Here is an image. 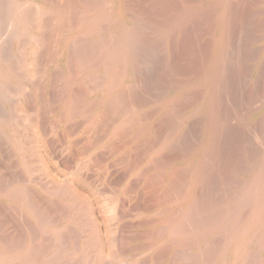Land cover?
I'll list each match as a JSON object with an SVG mask.
<instances>
[{
	"label": "rangeland",
	"instance_id": "rangeland-1",
	"mask_svg": "<svg viewBox=\"0 0 264 264\" xmlns=\"http://www.w3.org/2000/svg\"><path fill=\"white\" fill-rule=\"evenodd\" d=\"M2 1H4V0H2ZM7 1L12 2L14 0H7ZM60 1H61V3H60ZM66 1L65 0H58V2H59L58 7H61V5H65L63 3L64 2L66 3ZM85 1L86 0H83V1L82 0H74L75 4L74 3L73 4L76 5L74 7V10L77 7V9L75 11H78L80 9L78 11L79 13L73 11V9L71 10L70 8H72V7H69L68 9L70 11H67L68 12L67 15L68 14L71 15L70 12H73L72 17H74L75 20L77 17L76 21L79 22L78 18L81 14V10H83V6L85 5V3H87L88 1H91V0H87L86 2ZM93 1L94 2H92V3H90V2L87 3V4L90 3L89 5H91V8H89V7H88L89 9L87 8L88 10H90V9L92 10V6L94 5L95 0H93ZM98 1L101 3L102 0L101 1L97 0L95 6H93V10L92 11L90 10V12L93 13L95 10L99 11L100 8L104 11L103 12L101 10L103 13H101V15L97 16V18L99 17L98 20H100V22H98V25H96L97 22H96V24L95 23L94 24H95V31H97V32H99V30L101 28H104V26H105V29H101L102 30V31L100 30L101 33L99 32L95 36L86 37V40L88 41V43L90 42L89 44L96 45L95 43L97 42L99 44L100 43L99 39H101V41L104 44L105 43L108 44L109 47L114 45V47H113L114 49L112 47L109 49L112 51V53H110L111 59L109 60V57L107 58L108 61L106 59H103V58H102L103 60L102 59L99 60L100 57H97V56H101L102 54L95 55V58L97 57L99 62L97 61V58L94 59L95 61H93V62H98L99 64L97 66L93 62L90 63L92 65V68L94 67V65H96L95 69H92L90 64H89L90 66L87 65L90 70L87 68V66L83 67V68H85V70L87 68V71H84V69H81L78 66L77 60H75L76 58L74 59V58L70 57V60H69V58H68L69 55H67L62 60L60 58V54H58V53H60L61 48L63 46H65L64 42L68 38V36L70 34L74 33L73 31L77 30V28L79 27L78 24L80 22L79 23L77 22L78 26H77V28H75L76 25L74 27V23H76V22H74V19L72 17L70 18L69 15H68V17L66 16L67 18L66 17L65 18L68 20L70 18V22L69 21H64V22H67V24L69 22L70 24L67 25L66 23H62V22L60 24L61 26L62 25L66 26V27H63V29L66 28V30H65L66 33L64 32L63 29H61L63 33L61 32V30L59 32L62 34H60L58 31H54V34H53L52 32L55 29V27L56 28L58 27L57 30L60 29V25H59L60 16H59V14L56 13V9H54V11L53 10H44V12H46V14L43 16V19L45 21L44 20L40 21V19H38L40 17L38 15H36L37 12L40 10H42L41 12L43 13V8L41 7L40 0H25V2H24L25 5H23V4L21 5L23 7V9H21L22 7H19L20 11H23L24 9H25V11H28V12L33 11V12H31L32 15L29 16L32 19L31 23H30V21H27L26 31H24L27 34L23 32V30H25L24 25H20L19 21L17 20L20 16L6 17L5 20L11 18L9 20V22L7 21V23H9V24H6L5 23L6 21L3 22V24H6L5 25L6 28H5V26L3 27V25H2V27L7 32H4L5 34L2 33L3 38H1V42L3 43L4 47H3V45H1V47H2V50L4 49L8 53L10 52L9 54H12L11 55L12 57L10 56V58H11L10 61L7 60L8 62H6V63H8V64L11 63V66L13 69V67L15 66L14 62L16 60L20 61L22 59V57L25 58V54L28 53L29 54V55L27 54L28 57L26 55L27 59L30 58L31 63H33V65H36V68L40 66L39 68L42 69L41 71L46 70L45 74L41 73L43 75L42 77H40L41 74L38 75V78H37L38 80L35 77L33 78L34 81L32 79V81L34 83L36 82L35 83L36 86L40 83L42 84V87L45 86L44 87L45 90L43 88L42 89L45 91L46 94L44 95L43 90L40 89V87H41V84H40L39 87L37 86V88H39L38 91H40V92H38V94L40 93V95H39L40 97H37L36 90L33 87L34 83L30 82V80L29 81L26 80V82L24 83V87L22 89L26 90V88H28L27 93L29 92L28 96L31 99H29V97H27V95H26L27 93L25 90H23L22 92L19 93L20 95L22 94V96L11 95L12 89L10 87L14 86L13 87L14 90H19L17 85L13 82L10 83L11 84L10 87L8 86L9 84L7 86H6V84H4L5 85L4 87L10 88L11 92H9V94L11 93L10 94L11 96L6 94V91H9V88L4 89L3 85H1L2 89L0 90V101H1L0 102L1 103L0 104L1 105L0 110L2 109L1 111H3L4 115L7 114V112H5V111H9L11 109V108L9 109V107L14 106V105H12L11 102L14 100L16 101V103H15V101L13 102V103H15L16 106L13 107V109H11L12 111L8 112V113H10V115L12 117H15V119L18 118V119H16L17 121L14 119V121L11 122L10 127H12V129L17 132L16 137H17V139L20 137L19 139L21 141L17 140L19 142L18 143L19 148L16 147L15 143L12 140H10V137L5 134L6 133L5 131H7V130L0 128V146H1L0 147V175L6 179H8V178L14 179V176H16V175H17L16 177L18 178V175H19V179L21 177V179H20L21 181H26L23 184L25 185V189H28L27 191H28L29 196L31 198V199L29 198L30 203L33 201L31 203L32 204L31 207L34 206L33 210H36V211H37V209H38V211L42 210L43 213L41 211H40L41 213L37 211V213H40L41 216L42 215L45 216L44 218H42L39 215L41 217V219H45L46 217H49L51 220L49 218H48V220H50L52 222L54 221L53 224H51L52 227L55 226L56 228H59V231H58V235H55V237H54V235H53V237H50V235H52V232H50V231L47 232V230L45 232L44 230H42V227L37 225L40 222L38 223L35 218L31 217L28 210H25L20 204H18V203L17 204H10V203H7L5 201L0 200V210L3 212L2 213L0 211L1 212L0 214L2 215V217H0V224L2 223L1 220H3L5 214H6V216H5V219L3 220L4 223H5V221H7V223H9V221H10V223H9L10 225L9 224L7 225V223H5V224L2 223V225L4 224L5 226L0 225V232L1 231L5 232V233H3V232L0 233V236H2V238H3V239L1 238V242H0V248H2V249H0V253L2 255V253L6 249V246H5L6 242L3 243L2 241L6 240L5 237H7V235H9V236L11 235L12 237L10 238L8 236L9 239L7 237L8 240H6V241H9V243L10 242L15 243L14 241H16L15 244H18L17 241H18V239H20V237H21L20 235L22 233L25 235V234H29L30 232L32 233L35 230L34 231L35 233H32V236L34 237L36 235L35 237L37 238V239L34 238V240H36V241L33 242L34 247H36L35 250L38 249V250L44 251L42 249V246L44 247L45 243L50 242L51 243L50 245H53L55 243V240L58 239V241H62V239H64V241H62L64 243L61 242L62 243L61 247L63 248V246H65L64 247L65 249H63L62 251L60 250V253L58 252L59 254H61V256H62L61 261H63L64 263H66V262H68V263H70V262L75 263L76 262L77 263L78 260L76 257L82 258L85 256V259L87 258V260H88L89 257L92 256L91 258L94 257V261H95V263H93V264H98V260H99L98 256L99 257L103 256V259L106 260L105 261L106 263L104 262V264H110V263L111 264H114V263L115 264H121V263L125 264L126 261L128 263L130 262L131 264H137V263L141 264V262H142V264H144L147 260H148L147 263L154 264V261H156L154 259L158 257V256L157 257L155 256L158 253L157 250H160L159 255H161L160 256L161 259L163 258L165 253H166V256L163 258L164 260L158 262V264H172V262L171 263L169 262L172 259H173L174 263L176 262L175 264H209V262H206L209 259V257H208L209 255L211 257L210 258L211 264H214V262H215V264H217V263L220 264V261H221L220 257L223 258L225 255H222L219 253L221 251L222 252L228 251L227 247L229 248V244H231V239H230L231 236L230 235L234 234L236 231L240 230L243 226L248 224V222L250 221V219H251V217L255 211L254 203H255V206H257L259 204V202L264 203L263 202L264 201V2L263 1L264 0H249V1L248 0H245V1H241V0H159L158 1V0H156V1H158L159 4L154 3V0H152V2H151V0H120V1L119 0H107V1L104 0L106 3L104 1H102V3H104V5H106L105 8L102 4L99 5V7H97L99 4ZM111 1H113V2H111ZM11 2H9V3H11ZM67 2H69L70 5L68 3L66 5H69V6L73 5L71 0H68ZM82 2H84V3L82 4ZM109 2H111V3H109ZM26 3H28V4H26ZM54 3L56 4L57 0ZM149 3H150V7L148 6ZM28 5H32V7L30 6L31 7L30 9L33 8L31 11H29V7L28 8L25 7ZM152 5H154V6L156 5L155 9H153L154 6H152ZM148 7L152 10H150ZM117 8H119V9H117ZM35 9L36 10L40 9V10H38L36 12ZM186 10H189V11H186ZM18 11L19 10H17V12ZM34 11L36 12L35 14H34ZM148 11H150V12H148ZM105 12H108L109 14L105 13ZM146 12H148L150 15L154 14V15H152L153 16L152 21H151L152 16L150 17L149 14H148L149 16L146 15ZM20 13H22V12H20ZM49 14H50V17H47ZM78 14H79V16H78ZM106 14H108L107 15L108 18H106ZM36 16H38V18ZM115 16H116V18H114ZM44 17H47L48 19L44 18ZM89 17L93 18L94 16H91V14L90 15L88 14V18ZM147 17L150 18V21L148 20L149 18H147ZM30 18H29V20H30ZM35 18H36V20H35ZM101 18L103 21L101 20ZM71 19L73 20V22ZM33 20H35V21H33ZM47 20H49V21L51 20L50 21L51 24L49 22L47 23L49 26L51 25L50 26L51 28L49 26H47V24H46V26H44L45 23L47 22ZM105 20H108L110 23L108 24V22L107 23L104 22ZM196 20H198V21H196ZM13 22H15V23H13ZM33 22L36 24H34ZM152 22H154V23H152ZM32 23L34 25H32ZM56 23H58V24H56ZM42 24H43V27L48 29V31L50 28V32H48L45 28H44L45 30L42 29V26H41ZM115 24H117V25H115ZM7 25H9V26L12 25V28H11V26L10 27L8 26L10 31L7 30L8 29ZM70 25H72V28ZM149 25H151L152 30L150 29L151 27ZM124 26L127 28V31L129 30L128 33L130 32V34L128 35V37L130 39L128 38V39L124 40L125 44L123 46V42H122V44L120 42V36H121L120 30H121V27H122V30L123 29L125 30L126 28H123ZM17 27H18L19 31L16 30ZM21 27L24 29L22 30ZM38 27H40V29H38L39 31L46 34V35L43 34L45 36H43L41 32L39 33V31L36 29ZM129 27H131L133 29H131ZM145 27H146V29H145ZM148 27H150V28H148ZM147 28L151 30V32L149 31L150 33L156 34L157 38L155 37V39H154L155 35L150 36L153 34H148ZM157 28H159V29H157ZM2 29H1V31H2ZM67 29L68 30L70 29L69 31H71V33L68 32ZM117 29H119V30H117ZM155 29H156V31L158 30L157 32L159 34L161 33L160 34L161 36L159 34H158L159 37L157 36V33L154 31ZM15 30H16V32H19V33H16ZM42 30H44V31H42ZM8 31L10 32V34L8 33ZM11 31L14 32V34L17 36H14L15 38H13V41H11V44H10V41H8V37H7V40L4 38H6V36H9V35L11 36ZM45 31H47L48 34ZM108 31H109V33H108ZM159 31H161V32H159ZM29 32H30V34H28ZM57 32H58V34H57ZM92 32H93V29H92ZM133 32H135V33H133ZM145 32H147L148 35ZM6 33H7V35H6ZM50 33H52L53 37H54V35H56V36L59 34L62 35L63 38L60 37L62 41L60 40V38H57L59 36H57L56 39L53 37H51L52 39H50L49 38L51 36ZM22 34L23 35L26 34L27 36L29 35L32 40H33L32 34H39V35L41 34L43 36V37L41 36L42 40H43V41H41L42 45L35 44L34 41L30 40L28 37L25 38ZM47 35H50V36L48 37ZM104 35H105V37H107V39H106L107 41L109 38L110 41H112V42L109 41L110 43H107L106 40H104L105 41L104 42L103 41V39H105ZM110 35H112V36H110ZM10 36H9V39H10ZM18 36H19V39H21V40L24 37L26 40L25 39H23V40L25 42H27L26 45L31 44L33 47H31V45L28 47H25L26 46L25 44H24L25 46L23 44H19V43H23L22 42L23 40L18 41L19 42L18 43L16 41ZM98 36H100V37H98ZM145 36H146V38H145ZM148 36L152 37L156 41H159V42L161 41V42L159 44H157L158 42L155 43V41L153 39L150 40V38ZM101 37L102 38L104 37V38L102 39ZM114 37H116V38H114ZM27 38H28V40H27ZM45 38L48 39V42L51 41V42H49L51 44H54V43L56 44L57 42H59L58 40H60L61 44L60 45H59V43L56 44L57 45L56 46L57 53H56V50H53L55 48L52 49V47H55V46H53V45L51 46V44H49L47 42V39H45ZM54 39L56 40V42L54 41V43H53L52 40H54ZM111 39H114V41ZM86 40L82 39L83 43ZM128 40H129V42L131 40V42L129 43ZM144 40H146V41L144 42ZM229 40H230V42H229ZM28 41H30V43ZM42 42H44V43H42ZM152 42L154 43V46L152 45L153 44ZM15 43H16V45H15ZM45 43L49 44V46L47 44V47L50 48V46H51L50 49L48 48L49 50H44V49H46V48H44V46L46 45ZM75 43L76 42H74V41L72 43H70V44L74 45V46L72 45L73 47L68 46V48L70 47V50H68V51H70L69 54L72 57L74 55V53H72V50L75 49L74 47L76 45H78L77 43L76 44ZM85 43H87V42H85ZM113 43H115V44H113ZM127 43H129V44L127 45ZM143 43L144 44L146 43V45H144ZM80 44H82V42ZM98 44L96 46H98ZM148 44H151L153 47H156V49L152 48V50H151V52H154V54L151 52L148 54L147 51H150V50H147ZM21 45H23V46H21ZM58 45H59V47H58ZM115 45H117V46L115 47ZM137 45H138V48H136ZM151 45H149L150 46L149 49L151 48ZM130 46H132L133 51H132ZM6 47L7 48L10 47V49L6 50L5 49ZM57 47L59 49H57ZM157 47L159 48V50H162V51H159ZM32 48H33V50H32ZM71 48H73V49H71ZM124 48L127 49L126 50L127 52H125ZM16 49H18V50H16ZM25 49L27 51H25ZM40 49L44 50V53H47L45 51H50L51 53L54 54V56L53 57L50 56V58H49L48 56H49V54H51L50 52H48L47 53L48 55L46 54V56L44 53H43L44 55H42V52H41L42 50L40 51ZM153 49H155V50H153ZM2 50H1V52H2ZM14 50H16V51H14ZM21 50L23 52L22 55L20 54V53H22ZM156 50H158L157 51L158 54L155 53ZM39 51H40V55H39ZM73 51H75V50H73ZM111 51H109V52H111ZM14 52H17V54ZM37 52H38V54H37ZM18 53L20 56H18ZM113 53H115V54H113ZM123 53L126 55L127 60L124 59L123 56H125V55ZM32 54L36 58V60L33 59L34 57L32 56ZM117 54L118 55L123 54V55L117 56V58H116L115 56ZM151 54H153V55H151ZM91 55L93 57V53ZM39 56L41 59L39 58ZM42 56H44L45 59H46V57H48V59H46V61L47 60L48 61L44 62L45 59H43ZM149 56H150V58H152L154 56V58H152V61L154 59L155 63L149 62V59H150V58H148ZM114 57L118 60L122 59V57H123L125 63L122 59L119 62L120 64H118V63L113 64L112 59H114ZM131 57H132V60H131ZM24 58L21 61H23ZM55 58H56V60H54ZM249 59H250V61H249ZM41 60H42L43 64L42 63L39 64V62ZM101 60H102V62H100ZM17 61H16V64L18 63V65L20 66L19 68L21 69L20 74H22L21 73V71L23 70L22 68H24V70L22 71L24 73V71L26 69H28V67H31L30 66L31 63L29 60H26V65L28 67L23 65V63L20 61L23 65L22 66L21 63L17 62ZM49 61L50 62L52 61V63L50 64ZM68 61L69 62L71 61L70 65H72V68H71V66L69 67ZM130 61H131V64H130ZM156 61H157V63H156ZM63 62H64V64H63ZM74 62H76V63H74ZM160 62H161V65H159ZM6 63L3 64L4 67L6 68L5 70H7V68H9V67H6V66H8V65H6ZM34 63H36V64H34ZM127 63H128V65H127ZM45 64L46 65L48 64L47 65L48 67ZM74 64H76V65H74ZM43 65H45V66H43ZM75 66H77V67H75ZM106 66L107 67L110 66V68H107ZM42 67H44V68H42ZM103 67L106 69V72H108V74H110V75H107L108 77L111 76V74H114V76H117L120 73V75H121L120 78L117 77V81H119L120 85H122V87H120L121 93L122 94L125 93V97H124V94H123V98L121 96V100H120L121 103L120 104L123 105L122 102L126 101V99H127V102H129V104L133 103V101L131 102V100H133V98H131V100L128 99V98H130V96L128 97V95H132L135 91H136V94L138 95V96L137 95L136 96H137V98H139V101L141 99L140 102L137 99L139 104L136 103L137 101L134 100V102H135L133 104L134 108H132V110H131L132 114H130L131 113L130 109L133 106H131V105L129 106V104H126V102L124 104L127 107L126 106L124 107V105L119 106L117 104V103H119V101L118 102L115 101L116 103L114 102V106H111V105L106 106V107L110 106V108L112 107V109L114 107L117 109L119 107H122V108H120L121 112H122V110L126 111L125 114L127 113V109H129L127 114L132 115V117L128 116V115L127 116L130 117L131 119L133 118L132 120L135 121V126H132L131 123L130 124L128 123L132 129H130V127H127L128 125H126V128H125V126H123L124 128H121V129L119 128L118 123H120V117H117V116L124 114V113H121L119 111V109L117 110V111H119L117 113L116 111H114V109L112 110V109L104 107V105H106L107 99L106 98L104 99V97H106V95L103 92H101V89H103V86H101V85H104L103 82L105 83L108 78L107 77L104 78L107 73L105 74V71H104L105 69ZM19 68L15 67V69H17V70ZM77 68H79V69H77ZM113 68L115 70H113ZM40 69L37 68L36 71H38V73H40V71H39ZM57 69L60 70L61 72H59ZM72 69H74V70H72ZM107 69H109L111 72L109 70L107 71ZM10 70H11V68H10ZM116 70H119V73H117L118 71H116ZM34 71H35V67L33 68V72ZM36 71H35V73H37ZM44 71H43V73H44ZM71 71H73V73L76 76ZM79 71L82 73L81 75H80ZM127 71H129V72H127ZM229 71L231 73H229ZM17 72H19V70ZM77 72H79V74H77ZM92 72H94V74H92ZM98 72H100V73H98ZM16 73L15 74L12 73V74H13V76L16 75L15 77H18L19 73L18 74H16ZM27 73H28V70L24 74L26 75ZM55 73L58 76L60 75V77L58 78ZM125 73H126V76L124 77ZM53 74H54V76H53ZM69 74L70 75L73 74L75 76L74 77L72 75L74 78V82L71 81V79L73 80V78L70 76L71 77V79H70ZM90 74H92V76L94 78H92L90 76ZM95 74H97V75H95ZM99 74H100V76L103 75L102 78L104 81H102V83H100V81L102 79H101V77H99ZM127 75H129V76H127ZM134 75H136V76H134ZM61 76H62V80H61ZM84 76H87V77L90 76V80L95 79L94 83H92V85H91V83H89L91 81H89V79L87 77H85V78H87L86 81L87 80L89 81L88 82L89 84H88L85 81ZM19 77H22V76H19ZM54 77L56 80L57 79H59V80H57V81L54 80ZM96 77H99L98 79H101V80H97ZM122 77H124V78H122ZM51 78H52V80H50ZM68 78H69V80H68ZM43 79H45L46 82H44ZM80 79H84V80L81 81ZM120 79L122 80L121 82H120ZM78 80H80L82 83L78 84L80 82V81L78 82ZM50 81H52V85H50L51 84ZM49 82H50V84H49ZM57 82H59L58 84L65 83V84H63L64 88L62 86H59L58 84H54ZM69 82L71 83L72 86H69V84H70ZM83 82H85L84 83L85 85L83 84ZM92 82H93V80H92ZM122 82H124L126 84H124ZM95 83H97V84L100 83L101 85L99 84L98 86L99 87L101 86L100 87L101 89H99V87L97 89L96 88L97 84L95 85ZM128 84H131V85H129V87H130L129 90H128V88H129ZM26 85H27V87H26ZM90 85H91V87L94 86L92 88L94 91L91 90L92 92L90 91V88H91ZM15 87H16V89H15ZM123 88L127 89L128 92L126 90H124ZM134 88H135V90H134ZM22 89H20V91ZM96 89H97V91H96ZM14 90H13V92L16 93V91H14ZM56 90H57V92H56ZM87 90H89L90 92H88ZM219 90H220V92H219ZM71 91H73V92H71ZM86 91L88 93H90V95H88V93L86 95ZM123 91H125V92H123ZM57 93L60 95V97ZM126 93H130V94H126ZM16 94H18V93H16ZM70 94L75 95L74 98L76 97V99H77L76 102L77 103L79 102L78 104L74 103L75 99L72 98V95H70ZM62 95H64V98L62 97ZM42 96L46 102L43 101V99L41 98ZM36 97H37V99H36ZM46 97L49 100H47ZM131 97H134V94ZM27 98H28V100H27ZM38 98H41V99L38 100ZM57 98L59 101L57 100ZM99 98L101 99L100 101H98ZM5 99H7L8 101ZM134 99H136V98L134 97ZM40 100L43 101V103H41ZM53 100H55V101H53ZM93 100L95 101V103ZM96 100L98 101V103ZM17 101L18 102L20 101V102L18 103ZM49 101H51V102L53 101V103H51ZM69 101L71 103H69ZM31 102H33L35 104H33ZM90 102H93V104H95V106L97 104V106L95 107ZM17 103L21 104V105H18ZM64 104H66V105H64ZM74 104L78 105V107H80V109L79 108L76 109L77 106L72 107ZM89 104H91V105H89ZM30 105L32 106V108ZM139 105L142 107H140ZM40 106H41V109H40ZM42 106L44 109L42 108ZM49 106H51L53 111L55 110V112L52 115H50L51 111L48 110V109H51ZM67 106H68V108H67ZM81 106H83V107H81ZM102 106L105 109H109V110H107L108 112H110V111L111 112L108 113L106 111L107 112L106 113L105 109H103ZM36 107H37V109H36ZM46 107H49V108H46ZM57 107H59V108H57ZM69 107H72L71 109H72L73 113H71V110H69ZM138 107H140V108H138ZM14 108H15V110H14ZM56 108H57V110H56ZM73 108L76 111H74ZM124 108H127V109H124ZM135 108H137L138 110H134V113L136 111H138V112H136L134 114L133 109H135ZM42 109H43V111H42ZM100 109H101V111H100ZM103 110H104V112H103ZM44 111H45V113H44ZM63 111H65V112H63ZM112 111H114V114H115V112L117 114L114 115ZM31 112H34V113L36 112L35 113L36 115H34V113L31 114ZM76 112L78 115H76ZM47 113H50V114H47ZM65 113L67 115L70 113V116H67ZM25 114L26 115L28 114V115L26 116ZM37 114H38V117H37ZM44 114H47V115H45L47 117H45V119H44L45 121L47 120L46 121L47 123L45 121H43V119L41 118ZM97 114H99V115H97ZM109 114H112L113 116H110ZM118 114H120V115H118ZM23 115H24V117H23ZM31 115H33L34 118H36L35 119L36 123L41 119V122L44 126L42 124L40 125V123H41L40 121H39V123L36 124V123H33V121H35V120H32V121L30 120V123L32 122L31 123L32 126L30 128L29 127L30 123L28 122V119L33 118V116H31ZM61 115H64V116H61ZM73 115H75L76 117H74ZM137 115L140 119L138 117H136V119L134 118ZM7 116L9 117V114ZM25 116L26 117L29 116V117L27 119H25L26 118ZM58 116H60V117H58ZM72 116H73V118H72ZM114 116H116V117H114ZM62 117H63V119H62ZM68 117H70V118H68ZM173 117L175 119H173ZM37 118H39V119L37 120ZM53 118H54V120H53ZM69 119L71 121H68ZM72 119H73V121H72ZM87 119H89V121ZM51 121H52V124H50ZM86 121H87V123L85 124ZM116 121H117V123H116ZM14 122H15V124H14ZM90 122L92 124H90ZM96 122L98 125H96ZM130 122H133V121H130ZM136 122H137V124H136ZM22 123H25L26 125H23L24 126L23 127ZM54 123H56V124H54ZM58 124H60V125L58 126ZM64 124L65 125L67 124V125L65 126ZM54 125L57 128L53 127ZM115 125H117V126H115ZM16 126L17 127L20 126L19 129H17ZM40 126H41V128H40ZM47 126L49 128H47ZM51 126L53 128H51ZM64 126L67 127V128H65V130H66L65 132L63 130ZM68 126L71 129H69ZM75 126H77V127L79 126L80 129H78L76 127L78 129V130H76ZM28 127L31 129L32 132H30ZM34 127H36V128H34ZM42 127H44L45 129ZM117 127H118V129H117ZM133 128H136V129H133ZM146 128H148V129H146ZM21 129H22V131H23V129H24V131H26L25 136L28 135L27 137H29V138L25 137L24 134H21V133H24V131L23 132L20 131ZM42 129H44V130L42 131ZM47 129L49 130L50 133L52 131H54L52 129H55L56 131L54 132V134H53V132H52V134H50ZM60 129H61V132L59 131ZM85 129H87V131L88 130L89 131L88 132L86 131L87 132L86 133V132H84ZM72 130L73 131L76 130L77 133L75 131L73 132ZM113 130H115L117 132H115ZM44 131H45V134L43 133ZM68 131H70L71 134ZM37 132H40V133H37ZM72 132H73V134H72ZM83 132L86 134L82 135L81 133H83ZM30 133L33 135H31ZM116 133H118L119 135ZM123 134L124 135L126 134V136H124ZM68 135H70V137ZM79 135L83 136V137H80L81 139L80 138L78 139ZM115 135H118V136H115ZM39 136H40V138H39ZM111 136H112V138H110ZM113 136H114V139H113ZM24 137L28 140H23V139H25ZM53 137H55V138H53ZM50 138L53 139L52 143L49 141V140H51ZM211 138H213V139H211ZM60 139H62L63 142ZM73 139H75L74 142H76V140L78 139L80 141L79 142L80 144H78V146H76L78 142L74 143ZM109 139H113L112 142ZM55 140H57V141H55ZM166 140H168L167 143L165 142ZM172 140H173V142H172ZM24 141H25V143H24ZM28 141H29L30 146H28ZM64 141L66 144L64 143ZM59 142H62L61 145ZM69 142L72 143V145ZM11 143H12V145H11ZM26 143H27V145H25ZM63 143L65 144V146L62 145ZM107 143H109V144H107ZM251 143H253V144H251ZM168 144H170L169 147H166ZM21 145H22V147L23 146L24 147L20 148ZM73 145H75L76 148ZM81 146H84V147L86 146L84 149L85 150L87 149V150L86 151L83 150L85 154L83 153V151H82L83 147L81 148ZM65 147L67 150L65 149ZM126 147H128V148H126ZM72 149H74V152H76V153H73ZM78 149L81 150L82 153L78 154V152H80V151H78ZM94 149H96V150H94ZM204 149L206 150V152H204ZM251 150L252 151L254 150V152H252ZM87 151H89V152H87ZM91 151L94 153H92ZM28 152L30 154L29 158H27V155H29ZM71 152H72V154H71ZM86 152H87V155H86ZM23 153L26 155V160L24 158L25 162L23 161V159L21 160L22 157H25V155ZM90 153H91V155H90ZM202 153H203V155H202ZM249 153H251V154L249 155ZM20 154L21 155L23 154V156L21 157ZM76 154H78V155H76ZM80 154H82V155H80ZM92 154L94 155V157ZM33 155L35 157H32ZM71 155L74 158H72ZM36 156H37V158H36ZM67 156H68V158L71 156L72 160L70 159L68 161ZM78 156L80 157V159L78 158ZM31 157L34 160H32ZM81 157H83V158H81ZM253 157H254V159H253ZM88 158L92 159L93 162H91V160H89ZM76 159H78V160H76ZM94 159H95V161L97 160V162H95ZM249 159L251 160L250 162H249ZM84 161L85 162L87 161V162L85 163ZM98 162H102L103 164L100 163L101 164L100 165ZM27 163H29L31 165L29 166V164H28V166H27ZM78 163H80V164H78ZM81 163H83V164H81ZM88 163L90 164V166ZM93 163L95 166H97L96 171H95V168H93L94 167ZM201 163H203V165H204L203 169L201 170V171H204V172H202V173H204L203 175L199 171V169H200L199 167L202 166ZM79 165L81 166V168L77 169L78 168L77 166H79ZM83 165H85V166H83ZM91 165H93V166H91ZM182 167H185L186 170L183 171ZM106 168L110 171H108ZM30 169L33 170L34 174H33L32 170H30ZM85 169H87V170L89 169L91 171L88 170L89 171L88 172L86 170V173H85ZM92 169H93L94 174L92 172ZM181 169H182V171H181ZM102 170H104L105 173ZM106 170H107V172H106ZM30 172H32V173H30ZM74 172L76 175L73 174ZM91 172L95 176L90 174ZM15 173H16V175H15ZM79 173H81V174H79ZM102 173H104L103 174L104 177L102 176ZM72 174H73V176H72ZM105 174H106V176H105ZM11 175H14V176H11ZM85 175L89 179L87 177H83ZM108 175H109V177H108ZM116 175H117V178H115ZM129 176H132V177H129ZM197 176H198V179H197ZM35 177L37 179H35ZM102 177H103V179H102ZM120 177H121V179H123V177H124V180H121L122 182L119 181ZM107 178H108V180L106 181V183L107 182L110 183V186H112L113 189H112V187H109V184L106 186V183L104 180H106ZM125 178H127L128 181L125 180ZM24 179H28V180H24ZM96 179L97 180L101 179V180L97 181ZM32 180H34L35 183H34V181L32 182ZM195 180H196V183H195ZM111 181H113L114 183L117 182L118 185L113 184V182H111ZM198 181H199V183H198ZM90 183H91V185H90ZM125 183H126V185H125ZM131 184H132V186H130ZM254 184L256 185V187L254 186ZM28 186L31 190V193L29 192ZM102 187L104 190L102 189ZM258 187L260 188L259 190H258ZM61 188H62V190H61ZM87 188H90V189H87ZM107 188L112 189V190L116 189V190H114V191H116V194L114 191H111L109 189L107 190ZM127 188L130 189V191L132 189V191H131L132 193H130L129 190H126ZM255 189H256V191H255ZM106 190L108 193L106 192ZM119 190H120V192H119ZM51 191L54 193L49 194V192H51ZM62 191H64V192H62ZM98 192H100V193H98ZM101 193H103V194H101ZM122 193H123V195H122ZM58 194L62 195V196H59ZM105 195L108 196L109 199ZM120 195L122 197L123 196L124 197L122 198ZM128 195L131 197L130 199H133V200L129 201ZM251 195L254 197V198L252 197V199H254V200H250L251 198L250 199L247 198V197H251ZM104 197L106 200L108 199L107 202L104 199ZM113 197H114V199H110ZM72 198H74V199H72ZM255 198L257 199V202H256ZM262 199H263V201H262ZM248 200L254 201L253 204L251 203L253 206L251 204L245 205V204L250 202ZM259 200H261V201H259ZM188 201H189V203L192 202L195 207L193 205H191L192 203L191 204L187 203ZM245 201H248V202L245 203ZM34 202H36V203H34ZM108 202H109V204H108ZM113 202L114 203L116 202V203L114 204ZM132 202H134V203H132ZM3 203L6 206L3 205ZM80 203H81V205H80ZM111 203H112V205H110ZM243 203H245V204H243ZM33 204H37V205H33ZM10 205L12 208L15 207L16 209H11ZM79 205H80V207H79ZM138 205L140 207L142 206L144 208H140ZM191 206L193 208H195L193 210L194 212L189 211V209L190 210L193 209ZM35 207H36V209H35ZM110 207H112V210L110 209ZM187 207L189 209H187ZM5 208H7L8 210ZM39 208H40V210H39ZM180 208H181L183 213L181 212ZM4 209L6 212L4 211ZM99 209H100V211H99ZM140 209H141V212H140ZM80 210L81 211L86 210V211L81 213ZM87 210H90V211H87ZM143 210H146V211H143ZM173 210L174 211L176 210V211L174 212ZM76 211H78V212H76ZM185 211H186V213L190 212V213H193L194 215L192 214V216H191L190 213H189L190 215L188 213L186 214ZM173 212H174V214H176V212H178L179 216L174 215ZM7 213L11 217H13V216L14 217L9 219V216ZM75 213H77V214H75ZM143 213H145L146 215ZM154 213L155 214L158 213L159 215L157 214V217H156V215ZM45 214H47V215H45ZM184 214H186L185 215L186 219L184 218ZM83 215H86V216L84 217ZM139 215H141V216H139ZM168 215L170 216V218ZM174 216H178V217H174ZM194 216L197 219L196 218L194 219ZM79 217L80 218L83 217V218L80 219ZM151 217L152 218L154 217L155 220L152 219ZM187 217H189V219ZM158 218H159V220H158ZM164 218L167 219L166 222L170 219V223L168 222V224H170L169 226H170L171 230H170L169 226L167 227L168 224L165 223ZM171 218H173V219L175 218L176 220L174 219L175 221H172ZM180 218H182L181 220L182 221L184 220V221L182 222L180 220ZM11 219H14L15 222L12 221ZM27 219H28V222H27V224H25ZM68 219H70L71 222L68 221ZM145 219L148 220V224H147V220L145 221ZM163 219H164V223L162 222ZM136 220H137V222H136ZM156 220H157V222H155ZM185 220H187V222ZM195 220L197 222H195ZM11 221H12V223H11ZM16 221L17 222L20 221L21 224L19 223V225H18V223H16ZM21 221L24 223V226L26 225L25 227L23 226ZM29 221H30V225H28ZM86 221H88V222H86ZM132 221L135 223H133ZM140 221L142 223L146 222L147 225L144 224L145 226H142L143 224ZM152 221L155 223L152 224L151 223ZM35 222H37V224ZM128 222H130V223L132 222L133 224L131 223V226L128 227V225H126ZM178 222L179 223L182 222L186 228L184 227L182 229L183 224L179 225ZM199 222L201 224H199V226L198 225L196 226V223H199ZM124 223H126L125 224V227L127 226L126 228L124 227ZM138 223H141V225L139 224L140 225L139 226ZM149 223H151V224H149ZM193 223H195V224L193 225ZM12 224H14V226ZM91 224H93V226ZM20 225L22 227H20ZM89 225H91V226H89ZM118 225L121 228H119ZM173 225L176 227L181 226L180 228L182 229V232L184 231L186 233L184 234V232H183L184 235L182 234V236H181L180 235L181 231L178 230V232L177 231L176 232L178 234L180 232V234H179L180 236L171 237V233H173V230L177 229L175 227L173 228L172 227ZM37 226L39 227L38 229H40L42 231V232L38 233L41 237L43 236L41 234H44V233L50 234L51 233L49 236H46L47 234L46 235L44 234L45 236H43L45 238L48 237L49 240L47 238L45 240L47 242H44L45 238L43 239V238L38 236V234H37L38 231L36 232V230H38V229H36ZM94 226L96 228H94ZM194 226L197 227L198 229L201 228V230L199 229L198 232L205 230L203 233L200 232V233H202V235L205 233L206 234L209 233V234L208 235L205 234L202 237V235H200V233H198L194 229ZM202 226H203V228H202ZM19 227H20V229L18 230ZM27 227H29L30 232L28 231V229H25ZM91 227H93V228H91ZM159 227H163L165 230L167 228V231L163 230V228H160V230H159L158 229ZM68 228H71V229L69 230ZM23 230H24V232H23ZM206 230L208 232H206ZM126 231H129V233ZM132 231H134V233ZM138 231H140V232H138ZM163 231H165L166 233ZM27 232H29V233H27ZM145 232L149 233L150 235L149 234L147 235ZM195 232H197V233H195ZM6 233H7V235H6ZM19 233H20V235H17L18 237L16 238L15 235L19 234ZM94 233H96V234H94ZM111 233H112V235H111ZM137 233H138V238L140 237L141 234L144 235L143 233H145L146 235H144V239H142V236H141V238H139V240H137V238H135ZM152 233H153V236H152L153 238L151 237ZM23 234H22V237H23ZM186 234H190L191 236L187 237ZM3 235H4V237H3ZM133 235H135L134 239L131 238V237H133ZM159 236H161V238H158ZM192 236H194V238ZM89 237H90V239H89ZM91 237L93 240L92 242L90 241ZM94 237H96V238L94 239ZM129 237L131 238V240ZM181 237L183 238L182 243L185 241V243H183V244H187L186 246L184 245L186 248H184V247L182 248L180 245H178L181 243V240H177V238L180 239ZM189 237L190 238L192 237L190 239L192 244L190 243V241L188 239ZM195 237L197 240L195 239ZM201 237H202V239L203 238L204 239L202 240ZM12 238H14V239H12ZM60 238H61V240H60ZM97 238H99V239H97ZM149 238H152V239H149ZM185 238L188 240H186ZM39 240H41L42 242H39ZM53 240H54V242H53ZM85 240H86V243H85ZM151 240H153V243ZM158 240L161 243L159 242L156 244V242H158ZM171 241H174L175 243L171 242ZM176 241H178V242H176ZM93 242L97 247L93 246ZM194 242H196V243H194ZM35 243L36 244L38 243L37 244L38 246L41 245L40 246L41 248L40 247L37 248V246H35L36 245ZM148 243H149V245H152V246H150V247L146 246V244L148 245ZM172 243H174V244L172 245ZM189 243L192 245V247L189 246ZM193 243L196 245H194ZM203 243L204 244L206 243L205 245L208 246L209 249L206 246V248L208 250H203L205 248V245H203ZM47 244L49 245V243H47ZM87 244H88V246H86ZM74 245L76 246V249H74V247H75ZM138 245H140L141 249L138 247ZM144 245H145V247L142 249V246H144ZM166 245L167 246L170 245L169 247L171 249L169 250L168 247L163 248V246L166 247ZM89 246H91V247L93 246L92 249ZM131 246L133 248L138 247L139 249L137 250L135 248L136 250H134ZM84 247H85V249H84ZM129 247L132 249L131 251H130ZM154 247H155V249H154ZM187 247H188V250H186ZM97 248L99 249V251ZM148 248L149 249L151 248V249L149 250ZM161 248H163L164 250ZM177 248L179 250L178 252H180L181 254L179 253V254H176V256H175L174 253H177V251H176ZM71 249L73 251H71ZM88 249H91V250H88ZM180 249H185L186 251L183 252V250L180 251ZM201 249L203 251H205L206 254H209L207 251L212 252V249H213V252H212L213 254H216L217 252L218 253L216 254V256L212 255L211 252L209 255H206L205 253H203V251H201ZM74 250H76V251H74ZM161 250H162V253H161ZM195 250H196V253H195ZM42 251H40V253ZM70 251L73 253H71ZM87 251H89V252H87ZM126 251H127V253H126ZM214 251H216V253H214ZM122 252H124V254H122ZM250 252H252V256H254L253 258L258 259V257H259L260 263L258 261H256L255 259H253L252 256L250 255L251 254L250 253L248 256L251 258H249L247 256L245 264H257V263L261 264L264 261V254L261 253L258 248L257 249L252 248L250 250ZM256 252H257V254L259 253V255H257ZM86 253H88V254H86ZM97 253L101 254V255H98ZM154 253H156V254H154ZM199 253H203V254L200 255ZM94 254L97 256H95ZM172 254H174V255H172ZM189 254H192L193 256L192 255L189 256ZM196 254L199 256H196ZM255 254L258 257H255ZM66 255H68V256L66 257ZM137 255L139 257H137ZM115 256H117L116 257L117 260H111L110 263H107V262H109V258L115 259ZM129 256H132V257H129ZM154 256H155V258H153ZM170 256L171 257L173 256V258H171ZM96 257L98 258V260H95V259H97ZM147 257H149V258L145 261V259ZM191 257L193 259H191ZM201 257H203V258H201ZM174 258L177 260H174ZM217 258H220V261ZM228 258H229V256H228ZM228 258H227V260L224 261V262H226L225 264H231L230 258L229 259ZM64 259H69V260H64ZM190 259H191V261H190ZM212 259H213V263H212ZM214 259H215V261H214ZM92 261H93L92 259H89L87 262H89L88 264H90V262H92ZM113 261H114V263H113ZM143 261H144V263H143ZM247 261H248V263H247ZM63 262H62V264H63ZM87 262L85 264H87ZM147 263H145V264H147ZM0 264H3V263H0ZM155 264H157V262Z\"/></svg>",
	"mask_w": 264,
	"mask_h": 264
},
{
	"label": "bare ground",
	"instance_id": "bare-ground-1",
	"mask_svg": "<svg viewBox=\"0 0 264 264\" xmlns=\"http://www.w3.org/2000/svg\"><path fill=\"white\" fill-rule=\"evenodd\" d=\"M53 1L55 2L56 0H53ZM53 1H52V0H40V2H41V7L43 8V13H44V14L41 12L42 10L38 9V10H40V11H38V10L35 9L36 12L38 11L36 15H38L40 18H38V16H36V17H37L38 19H40V21H41V20H44V19H43V16L46 14V12H44V10H53V11H54V9H56V13L59 14V16H60V19H59V20H60L59 25L61 24V22L67 24V22H64V21H69V22H70V18L73 16V15H72L73 12H70L71 15L68 14L69 17H70L69 20H68V19H66V18L68 17V15H67L68 12H67V11H70V10L68 9L69 7H72V8H70V9H71V10L73 9V11H75V10L77 9V7H76V9L74 10V7L76 6V5H74V4H75L74 0H71V1H72V4L74 3V4H73L74 6H73V5H72V6H69L70 3L67 2L68 0H67V1L65 0L66 3H65V2L63 3V4H65V5H61V7H58V6H59V4H58V3H59L58 0H57V3H56V4H55ZM82 1H83V0H82ZM86 1H87V0H86ZM86 1H85V2H86ZM96 1H97V0H95V3H94L93 6H95ZM100 1H101V0H100ZM102 1H104V0H102ZM102 1H101V3L98 1L99 4H98L97 7H99V5H101V4L104 6V8L106 7V5H104V3H102ZM105 1H107V0H105ZM105 1H104V2H105ZM119 1H120V0H119ZM158 1H159V0H158ZM158 1L154 0V3L159 4ZM241 1H245V0H241ZM248 1H249V0H248ZM9 2H11V1H9ZM9 2H8L7 0H4V1L1 0V1H0V90L2 89V88H1L2 86H1V85H3V87H4V86H5L4 84H6V86L9 84L8 86L10 87V86H11L10 83L13 82V83H15V84L17 85V87H18L19 90H14V89H13L14 86H13V87H10V88L12 89V92H11V91H10V88L8 87V88H9V91H6V94H8L9 96H11V95H17V96H18V95H20V94H19L20 92H22L23 90H25V89H22V88L24 87V83L26 82V80H27V81L30 80V82L34 83V82H33V81H34L33 78L35 77V78L37 79V78H38V75H40L41 73H42V74H45L46 70H45V71L43 70V71H44V73H43V71H41L42 69H40V68H39L40 66H39V67H37V68L40 69V70H39L40 73H38V71H36V69H37V68H36V65H33V63H31L30 58L27 59V57H28V55H29L28 53L25 54V58L22 57V59L24 58V60H23L24 62L21 61L22 59H21V60L19 59V60L23 63V65H25L26 67H28V66L26 65V60H29L30 63H31V64H30L31 67H28V69H26V70L24 71V73H26L27 70H28V73H27L26 75L22 72V71L24 70V68H22V67H21V68L23 69V70L21 71L22 74H20V70H21V69L19 68L20 66L18 65V63L16 64V61H17V60H16V61L14 60V61H15V62H14V63H15V66L13 67V69H12L11 63H10V64L6 63V62L10 61V59H11L10 56L12 55V54H9L10 52L8 53V52L5 51L4 49H3V50H4V51H3V50H2V47H1V45H3V43L1 42V38H3V34H5L4 32H7V31L4 30L3 27H4L6 24H9V23H7V21L9 22V20L11 19V18H10V19L5 20L6 17H13V16L17 17V16H20L17 20L19 21L20 25H24L25 30H23L24 28L21 27L22 30H23V32H24V31H26L27 21H30V23H31V20H32V19H31L29 16L32 15L31 12H33V11H31L33 8L30 9V8L32 7V5L25 6V7H27V8L29 7V11H31V12L25 11V9H24L23 11H20V8H19V7H22V6H21L22 4L25 5V4H24L25 0H14V1H12L11 3H9ZM88 2L92 3V2H94V1L91 0V1H88ZM88 2H87V3H88ZM98 2H97V3H98ZM111 2H113V1H111ZM111 2H109V3H111ZM149 2H150V1H149ZM151 2H152V0H151ZM151 2H150V3H151ZM246 2H247V1H246ZM263 2H264V1H263ZM30 3H31V2H30ZM35 3H36V2H35ZM60 3H61V1H60ZM67 3H68L69 5H66ZM83 3H84V2H82V4H83ZM87 3H85V5L83 6V10H81V14H80V16H79V14H78V16H79L78 19H79V22H80V23H79L78 21H76V20H77V17H76V16H75V17H76V20H75L74 17H72V18L74 19V22H76V23H74V27H75V25H76L75 28H77V26L79 25L80 28L78 27L77 30L73 31L74 33H72V34H70V33H71V31H69L70 29H69V30L67 29L68 32H70V33H69L70 35L68 36V38H67L66 40L64 39V40H65V42H64V45H65V46H63V47L61 48V50H60V53H58V54H60V58H61L62 60H63V59L65 58V56H67V55H69V57H68L69 60H70V57H71V58H74V59L76 58L75 60H77V64H78V66H79L81 69H84V71H87V68L89 69V67H88L87 65H89L90 63H92L93 61H95L94 59H96L97 57H100L99 60L102 59V58L107 60V58L109 57V60H110V59H111V58H110V56H111L110 53H112V51L109 50V49H110L111 47H112V48L114 47V45L111 46V47H109L108 44H106V43L104 44V43L101 41V39H99V40H100V41H99V42H100L99 44H98L97 42H96V43L94 42L96 45L98 44V46H96V45H94V44H89L90 42L88 43V41L86 40V37H89V36H95V35H97V33L100 32L101 29H105V26H104V28H101V29L99 30V32L95 31V24H96V22H97L96 25H98V22H100V20H98L99 17L97 18V16H98V15H101V13H103L104 11L100 8L99 11H96V10H95L96 12L94 11V12L92 13V12H90L91 9L88 10L89 8H91V5H89L90 3H89V4H87ZM105 3H106V2H105ZM150 3H149V5H148L149 7H150ZM26 4H28V3H26ZM57 4H58V5H57ZM118 4H119V3H118ZM157 4H156V5H157ZM108 5H109V4H108ZM156 5H155V6H156ZM30 6H31V7H30ZM93 6H92V10H93ZM152 6H154V5H152ZM155 6L153 7V9H155ZM247 6H248V5H247ZM38 7H39V6H38ZM88 7H89V8H88ZM112 7H113V6H112ZM149 7H148V8H149ZM27 8H26V9H27ZM87 8H88V9H87ZM110 8H111V7H110ZM235 8H236V7H235ZM244 8H245V7H244ZM21 9H23V7H22ZM95 9H96V8H95ZM117 9H119V8H117ZM145 9H146V8H145ZM149 9H150V8H149ZM207 9H208V8H207ZM17 10H19V11L22 12V13H20L19 11L17 12ZM79 10H80V9H79ZM79 10H78V11H79ZM92 10H91V11H92ZM101 10H102L103 12H102ZM110 10H111V9H110ZM150 10H152V9H150ZM78 11H75V12H78ZM105 11H106V10H105ZM112 11H113V10H112ZM186 11H189V10H186ZM23 12H24V13H23ZM36 12L34 11V14H35ZM148 12H150V11H148ZM148 12H146V15L149 14ZM152 12H153V11H152ZM19 13H20V14H19ZM47 13H48V12H47ZM78 13H79V12H78ZM105 13H108V12H105ZM188 13H189V12H188ZM198 13H199V12H198ZM34 14H33V15H34ZM74 14H75V13H74ZM88 14H89V15L91 14V16H94V17H93V18H91V17L88 18ZM108 14H109V13H108ZM108 14H106V18H108V16H107ZM75 15H76V14H75ZM112 15H113V14H112ZM149 15H150V14H149ZM149 15H148V16H149ZM152 15H154V14H151L150 17H151ZM27 16H28V17H27ZM66 16H67V17H66ZM103 16H104V15H103ZM47 17H50V14H49ZM47 17H44V18H47ZM65 17H66V18H65ZM101 17H102V16H101ZM216 17H217V16H216ZM29 18H30V20H29ZM64 18H65L66 20H65ZM114 18H116V16H115ZM147 18H149V17H147ZM14 19H15V18H14ZM27 19H28V20H27ZM33 19H34V18H33ZM47 19H48V18H47ZM63 19H64V20H63ZM104 19H105V18H104ZM35 20H36V18H35ZM35 20H33V21H35ZM55 20H56V19H55ZM71 20H72V19H71ZM101 20H102V18H101ZM117 20H118V19H117ZM124 20H125V19H124ZM148 20L150 21V18H149ZM152 20H153V16H152V18H151V21H152ZM164 20H165V19H164ZM203 20H204V19H203ZM5 21H6V22H5ZM13 21H14V20H13ZM44 21H45V20H44ZM50 21H51V20H50ZM50 21L47 20L46 23L44 22V23H45L44 26H46V24H47L48 22L50 23ZM56 21H57V20H56ZM102 21H103V20H102ZM196 21H198V20H196ZM3 22H5L6 24H3ZM11 22H12V21H11ZM53 22H54V21H53ZM69 22H68V24H70ZM72 22H73V20H72ZM72 22H71V23H72ZM77 22L79 23L78 25H77ZM104 22H106V23L108 22V24L110 23L108 20H105ZM111 22H112V21H111ZM114 22H115V21H114ZM117 22H118V21H117ZM119 22H120V21H119ZM144 22H145V21H144ZM194 22H195V21H194ZM204 22H205V21H204ZM13 23H15V22H13ZM33 23H34V22H33ZM33 23H32V25L36 24V23H34V24H33ZM44 23H43V24H44ZM94 23H95V24H94ZM147 23H148V22H147ZM152 23H154V22H152ZM40 24H41V23H40ZM43 24L41 25V26H42V29L45 28V27H43ZM50 24H51V23H50ZM56 24H58V23H56ZM68 24H67V25H68ZM160 24H161V23H160ZM194 24H195V23H194ZM204 24H205V23H204ZM236 24H237V23H236ZM244 24H245V23H244ZM2 25H3V27H2ZM52 25H53V24H52ZM59 25H58V26H59ZM72 25H73V24H72ZM72 25H70L71 28H72ZM102 25H103V24H102ZM105 25H106V24H105ZM115 25H117V24H115ZM118 25H119V24H118ZM124 25H125V24H124ZM144 25H145V24H144ZM199 25H200V24H199ZM213 25H214V24H213ZM250 25H251V24H250ZM8 26H9V25H7V27H8ZM10 26H11V28H12V25H10ZM10 26H9V27H10ZM47 26H49V25L47 24ZM50 26H51V25H50ZM50 26H49V27H50ZM107 26H108V25H107ZM107 26H106V27H107ZM113 26H114V25H113ZM113 26H112V27H113ZM149 26L151 27V25H149ZM214 26H215V25H214ZM234 26H235V25H234ZM244 26H245V25H244ZM9 27H8L7 30H9ZM49 27H48V28H49ZM63 27H66V26H65V25H64V26H63V25L61 26V25H60V29H59V30H57L58 27H57V28L55 27L56 30L54 29L53 32H52V31H51V32H52L53 34H54V31H58V32H59L61 29H63ZM74 27H73V28H74ZM96 27H97V26H96ZM102 27H103V26H102ZM115 27H116V26H115ZM117 27H118V26H117ZM150 27H148V28H150ZM194 27H195V26H194ZM2 28H3V29H2ZM5 28H6V26H5ZM11 28H10V29H11ZM30 28H31V27H30ZM50 28H51V27H50ZM50 28H49V31H48V29H46V28H45V29H46L48 32H50ZM123 28H126V27L124 26ZM129 28H131V27H129ZM148 28H147V30H148V34H153V35H150V36H154V35H155V36H154V39H155L156 34H154V33H150L151 30H152V27L150 28L151 30L148 29ZM160 28H161V27H160ZM171 28H172V27H171ZM221 28H222V27H221ZM1 29H2L3 32L1 31ZM32 29H33V28H32ZM36 29L38 30V29H40V27H38V28H36ZM45 29H44V30H45ZM52 29H53V28H52ZM92 29H93V32H92ZM96 29H97V28H96ZM131 29H133V28H131ZM131 29H130V30H131ZM145 29H146V27H145ZM153 29H154V28H153ZM157 29H159V28H157ZM227 29H228V28H227ZM233 29H234V28H233ZM12 30H13V29H12ZM16 30H18V27H17ZM16 30H15V32H16ZM29 30H30V29H29ZM44 30H42V31H44ZM63 30H64V32L66 33V31H65L66 28H64ZM71 30H72V29H71ZM117 30H119V29H117ZM238 30H239V29H238ZM9 31H10V30H9ZM9 31H8V33L10 34ZM13 31H14V30H13ZM18 31H19V30H18ZM27 31H28V30H27ZM35 31H36V30H35ZM38 31H39V30H38ZM47 31H45V32L47 33ZM101 31H102V30H101ZM112 31H113V30H112ZM128 31H129V30H128ZM128 31H127V28H126L125 30H124V29L122 30V27H121V30H120V35H121V36H120V42H121V44H122V42H123V46H124V44H125V43H124V40H126V39L129 38L128 35L130 34V32L128 33ZM149 31H150V32H149ZM154 31L157 33V36H158V34H159V33L157 32L158 30L156 31V29H155ZM154 31H153V32H154ZM259 31H260V30H259ZM23 32H22V33H23ZM30 32H31V31H30ZM30 32H29L28 34H30ZM40 32H41V31H39V33H40ZM58 32H57V34H58ZM61 32H62V30H61ZM91 32H92V33H91ZM131 32H132V31H131ZM159 32H161V31H159ZM208 32H209V31H208ZM257 32H258V31H257ZM2 33H3V34H2ZM16 33H19V32H16ZM24 33H26V32H24ZM31 33H32V32H31ZM35 33H36V32H35ZM41 33H42V32H41ZM52 33H50L51 36H50V35H47L48 37L50 36V37H49L50 39H52L51 37H53V36H52ZM59 33H60V32H59ZM62 33H63V32H62ZM62 33H60V34H62ZM100 33H101V32H100ZM108 33H109V31H108ZM118 33H119V32H118ZM133 33H135V32H133ZM145 33L147 34V32H145ZM9 34H8V35H9ZM13 34H14V32L11 31V36L9 35V36H10V39L12 38L11 40L9 39V36H6L7 33H6V35H5L6 38H4V39L7 40V37H8V41H10V44H11V41H13V38H15L14 36H17V35H15V34H14V35H13ZM26 34H27V33H26ZM26 34H25V35L22 34V35H23L25 38L28 37L30 40H32L31 37H30L29 35L27 36ZM43 34H45V33H42V35H43ZM47 34H48V33H47ZM60 34L57 35V36H59V37H57L56 35H54L53 38H55V39H56V37H57V38H60V37L63 38L62 35H60ZM110 34H111V33H110ZM131 34H132V33H131ZM146 34H145V35H146ZM148 34H147V35H148ZM160 34H161V33H160ZM160 34H159V35H160ZM248 34H249V33H248ZM12 35H13V36H12ZM19 35H20V34H19ZM22 35H21V36H22ZM32 35H33V36H32V38H33L32 41H34L35 44H38V45L40 44V45H42V44H41V41H43V40H42V37L45 36L46 34L43 35V36H42L41 34H40V35H39V34H32ZM65 35H66V34H65ZM99 35H100V34H99ZM108 35H109V34H108ZM113 35H114V34H113ZM232 35H233V34H232ZM253 35H254V34H253ZM41 36H42V37H41ZM106 36H107V35H106ZM110 36H112V35H110ZM114 36H115V35H114ZM134 36H135V35H134ZM150 36H148V37L150 38V40H152L153 38L150 37ZM160 36H161V35H160ZM195 36H196V35H195ZM24 37L22 38V40L25 39ZM98 37H100V36H98ZM104 37H105V35H104ZM104 37H103V38H104ZM135 37H136V36H135ZM148 37H147V38H148ZM158 37H159V36H158ZM230 37H231V36H230ZM254 37H255V36H254ZM16 38H17V37H16ZM28 38H27V40H28ZM61 38H60V40H61ZM95 38H96V37H95ZM101 38H102V37H101ZM103 38H102V39H103ZM114 38H116V37H114ZM117 38H118V37H117ZM145 38H146V36H145ZM156 38H157V37H156ZM251 38H252V37H251ZM17 39H18V40H17ZM17 39H16L17 42H18V41H22L21 39H19V36H18ZM45 39H47V38H45ZM55 39L52 40L53 43H54V41L56 42ZM80 39H81V40H80ZM82 39H84V40H86V41H84V43H83ZM93 39H94V38H93ZM106 39H107V37H105V39H103V41L106 40ZM129 39H130V38H129ZM154 39H153V40H154ZM239 39H240V38H239ZM25 40H26V39H25ZM57 40H58V39H57ZM60 40H58L59 42H57V43H59V45L61 44ZM111 40L114 41V39H111ZM146 40H147V39H146ZM146 40H144V42H145ZM61 41H62V40H61ZM73 41L76 42L78 45H76L77 47H76V46L74 47L75 49L71 48V49L75 50V51L72 50V53H74V55H73V57H72V56H70V54H69L70 51H68V50H70V47L73 45V44H70V43H72ZM109 41H110V39L108 38V41L106 40V42H107V43L112 42V41H110V42H109ZM118 41H119V40H118ZM147 41H148V40H147ZM154 41H155V43L158 42L157 44H159V43L161 42V41L159 42V41H156V40H154ZM192 41H193V40H192ZM22 42H23V43H19V42H18V43H19V44H23V45H24V44L26 45V43H27V42H25L24 40H23ZM24 42H25V43H24ZM28 42L30 43V41H28ZM47 42H48V39H47ZM49 42H51V41H49ZM49 42H48V43H49ZM81 42H82V44H80ZM85 42H87L88 44L85 43ZM104 42H105V41H104ZM125 42H126V41H125ZM128 42H129V40H128ZM130 42H131V40H130ZM130 42H129V43H130ZM229 42H230V40H229ZM1 43H2V44H1ZM8 43H9V42H8ZM42 43H44V42H42ZM48 43H47V44H48ZM57 43H56V44H57ZM76 43H75V44H76ZM101 43H102V44H101ZM129 43H127V45H128ZM148 43H149V42H148ZM150 43H151V42H150ZM152 43H153V42H152ZM240 43H241V42H240ZM249 43H250V42H249ZM45 44H46V43H45ZM47 44L44 46V48H46V49H44V50H49V49L51 48L52 45L55 46V47H52V49L55 48V49H53V50H56V46H57V45H56L55 43H54V44L49 43V44H51L50 48L47 47ZM49 44H48V46H49ZM69 44H70V45H69ZM79 44H80V45H79ZM111 44H112V43H111ZM113 44H115V43H113ZM135 44H136V43H135ZM143 44H144V43H143ZM232 44H233V43H232ZM15 45H16V43H15ZM17 45H18V44H17ZM23 45H21V46H23ZM25 45H24V46H25ZM30 45H31V44H30ZM30 45H26L25 47H28V46H30ZM59 45H58V47H59ZM107 45H108V46H107ZM144 45H146V43H145ZM149 45H151V44H148V45H147V46H148L147 50H150V51H147V50H146V51L148 52V54L151 52L152 48H155V49H156V47H153V46H154V43L152 44L153 46L151 45V48H150V49H149V47H150ZM21 46H20V47H21ZM68 46H70V47L68 48ZM73 46H74V45H73ZM73 46H72V47H73ZM116 46H117V45H115V47H116ZM134 46H135V45H134ZM3 47H4V45H3ZM16 47H17V46H16ZM31 47H33V46L31 45ZM42 47H43V46H42ZM58 47H57V49H59ZM108 47H109V48H108ZM130 47H131V49H132V46H130ZM160 47H161V46H160ZM23 48H24V47H23ZM34 48H35V47H34ZM38 48H39V47H38ZM48 48H49V49H48ZM125 48H126V47H125ZM125 48H124V49H125ZM136 48H138V45H137ZM157 48H158V47H157ZM201 48H202V47H201ZM5 49L8 50V49H10V47H9V48L6 47ZM21 49H22V48H21ZM113 49H114V48H113ZM113 49H112V50H113ZM115 49H116V48H115ZM120 49H121V48H120ZM129 49H130V48H129ZM155 49H153V50H155ZM245 49H246V48H245ZM1 50H2V52H1ZM11 50H12V49H11ZM16 50H18V49H16ZM16 50H14V51H16ZM32 50H33V48H32ZM41 50H42V49H40V51H41ZM44 50H42L41 52H42V55L45 54V56H46V54H47L48 52H50V51H45V52H47V53H44ZM126 50H127V49H125V52H127ZM158 50H159V48H158ZM158 50H156V52H155L156 54H158V52H157ZM202 50H203V49H202ZM19 51H20V50H19ZM25 51H27V50L25 49ZM35 51H36V50H35ZM40 51H39V55H40ZM109 51H111V52H109ZM114 51H115V50H114ZM130 51H131V50H130ZM132 51H133V49H132ZM146 51H145V52H146ZM159 51H162V50H159ZM238 51H239V50H238ZM17 52H18V51H17ZM17 52H14V53L17 54ZM21 52H22V50H21ZM119 52H120V51H119ZM43 53H44V54H43ZM50 53H51V52H50ZM56 53H57V50H56ZM56 53H55V54H56ZM92 53H93V57H92V55H91ZM96 53H97V54H96ZM98 53H99V54H98ZM120 53H121V52H120ZM132 53H133V52H132ZM132 53H131V54H132ZM142 53H143V52H142ZM151 53L154 54V52H151ZM188 53H189V52H188ZM20 54L22 55L23 52L20 53ZM27 54H28V55H27ZM37 54H38V52H37ZM100 54H102V55H101L102 57H101V56H97V57L95 58V55H100ZM113 54H115V53H113ZM123 54H124V53H123ZM123 54H120V55H123ZM127 54H128V53H127ZM153 54H151V55H153ZM239 54H240V53H239ZM14 55H15V54H14ZM26 55H27V57H26ZM47 55H48V54H47ZM120 55L117 54L116 56H115V55H114V56L117 58V56H120ZM124 55H125V54H124ZM142 55H143V54H142ZM165 55H166V54H165ZM189 55H190V54H189ZM202 55H203V54H202ZM255 55H256V54H255ZM18 56H20L19 53H18ZM32 56H33V54H32ZM50 56L53 57L54 54L51 53V54H49L48 57L50 58ZM56 56H57V55H56ZM56 56H55V57H56ZM74 56H75V57H74ZM129 56H130V55H129ZM236 56H237V55H236ZM11 57H12V56H11ZM33 57H34V56H33ZM48 57H46V59H48ZM57 57H58V56H57ZM115 57H114V59H112V63H113V64H114V63H116V64H117V63L120 64L119 62H120V60L123 59V57H124L125 60H127V59H126V55L123 56L122 59H119V60L116 59ZM142 57H143V56H142ZM146 57H147V56H146ZM151 57H152V56H151ZM175 57H176V56H175ZM234 57H235V56H234ZM14 58H15V57H14ZM39 58H40V56H39ZM42 58L45 59L44 56H42ZM60 58H59V59H60ZM68 58H67V59H68ZM127 58H128V57H127ZM148 58H150V56H149ZM152 58H154V56H153ZM152 58L149 59V62H150V63H151V62H152V63H155V62H154L155 60L153 59V61H152ZM186 58H187V57H186ZM33 59L36 60L35 57H34ZM40 59H41V58H40ZM46 59H45L44 62H47V61H48V60L46 61ZM103 59H102V60H103ZM124 59H123V61H124ZM190 59H191V58H190ZM237 59H238V58H237ZM7 60H8V61H7ZM54 60H56V58H55ZM99 60H98V58H97V61H98V62H99ZM102 60H101L100 62H102ZM131 60H132V57H131ZM20 61H17V62H20ZM107 61H108V60H107ZM159 61H160V60H159ZM174 61H175V60H174ZM199 61H200V60H199ZM249 61H250V59H249ZM21 62H20V63H21ZM38 62H39V61H38ZM49 62H50V61H49ZM98 62H93V63H95V64L98 66V64H99ZM121 62H122V61H121ZM161 62H162V61H161ZM161 62H160L159 65H161ZM175 62H176V61H175ZM188 62H189V61H188ZM4 63H6V65H8V66H6V67H9V68H7V70H5L6 68H5L4 65H3ZM22 63H21V65H22ZM41 63H42V60L39 62V64H41ZM51 63H52V61L50 62V64H51ZM70 63H71V61H70V62L68 61V65H69V67L71 66V68H72V65H70ZM74 63H76V62H74ZM124 63H125V61H124ZM128 63H129V62H128ZM128 63H127V65H128ZM156 63H157V61H156ZM162 63H163V62H162ZM193 63H194V62H193ZM34 64H36V63H34ZM37 64H38V63H37ZM39 64H38V65H39ZM42 64H43V63H42ZM50 64H49V65H50ZM56 64H57V63H56ZM63 64H64V62H63ZM130 64H131V61H130ZM180 64H181V63H180ZM188 64H189V63H188ZM9 65H10V66H9ZM12 65H13V64H12ZM16 65H17V66H16ZM23 65H22V66H23ZM38 65H37V66H38ZM45 65H46V64H45ZM45 65H43V66H45ZM47 65H48V64H47ZM47 65H46V66H47ZM74 65H76V64H74ZM90 65H91V64H90ZM90 65H89V66H90ZM96 65H94L93 68H92V65H91V68H92V69H95V68H96ZM176 65H177V64H176ZM25 66H24V67H25ZM65 66H66V65H65ZM86 66H87V68H86V70H85V68H83V67H86ZM110 66H111V65H110ZM110 66H109V67L106 66V67H107V68H110ZM119 66H120V65H119ZM177 66H178V65H177ZM191 66H192V65H191ZM15 67L19 68V69H18L19 72H17L18 70L15 69ZM34 67H35V71H36L37 73H35V71L33 72V68H34ZM47 67H48V66H47ZM53 67H54V66H53ZM75 67H77V66H75ZM112 67H113V66H112ZM120 67H121V66H120ZM127 67H128V66H127ZM132 67H133V66H132ZM185 67H186V66H185ZM10 68H11V70H10ZM42 68H44V67H42ZM55 68H56V67H55ZM73 68H74V67H73ZM103 68H104V67H103ZM115 68H116V67H115ZM14 69H15V70H14ZM77 69H79V68H77ZM104 69H105V68H104ZM117 69H118V68H117ZM125 69H126V68H125ZM127 69H128V68H127ZM134 69H135V68H134ZM229 69H230V68H229ZM16 70H17V71H16ZM55 70H56V69H55ZM57 70H58V69H57ZM72 70H74V69H72ZM89 70H90V69H89ZM108 70H109V69H107V71H108ZM113 70H115V69L113 68ZM128 70H129V69H128ZM13 71H14V72H13ZM15 71H16L17 73H16ZM58 71L61 72L60 70H58ZM96 71H97V70H96ZM96 71H95V72H96ZM104 71H105V74L107 73V74L105 75L104 78H106V77L108 78V79L106 80L105 83L103 82L104 85H101V84H100V83H102V81H104L103 78H102L103 75L100 76V74H99V77H101L102 80H101V79H98L99 77H96L97 80H101L99 84H100L101 86H103V89L100 88L101 86H100V87L98 86V85H99V84H97L98 82L95 83V85L97 84V87H96V88L98 89V87H99V89H101V92H103V93L106 95V97H104V99L106 98L107 101H106V105H104V107H106V106H108V105L114 106V102H115V101H117V102L119 101V103H117V104H118L119 106H121V105H122V104H120V103H121V101H120V100H121V96H122V98H123V94H124V97H125V93H123V94L121 93V88H120V87H122V85H120L119 81H117V77L120 78V76H121L120 73H119V70H116V71H118L117 73H119V75L114 76V74H111V76H109V77H108L107 75H110V74H108V72H106V69H105ZM109 71H110V70H109ZM120 71H121V70H120ZM125 71H126V70H125ZM140 71H141V70H140ZM189 71H190V70H189ZM203 71H204V70H203ZM71 72L73 73V71H71ZM74 72H75V71H74ZM79 72H80V71H79ZM79 72H77V74H79ZM110 72H111V71H110ZM121 72H122V71H121ZM127 72H129V71H127ZM127 72H126V73H127ZM196 72H197V71H196ZM12 73H14V74H15V73H16V74L19 73V75H18V77H15L16 75L13 76ZM52 73H53V72H52ZM62 73H63V72H62ZM98 73H100V72H98ZM126 73H125L124 77L126 76ZM194 73H195V72H194ZM229 73H231V72L229 71ZM23 74H24L25 76H24ZM35 74H36L37 76H36ZM42 74H41L40 77L43 76ZM55 74H56V73H55ZM58 74H59V73H58ZM60 74H61V73H60ZM73 74H74V73H73ZM73 74H71V75L69 74V77L71 76V77L73 78V76L75 75V74H74V75H73ZM81 74H82V73L80 72V75H81ZM92 74H94V72H92ZM92 74H90V76H91L92 78H94V77L92 76ZM103 74H104V73H103ZM129 74H130V73H129ZM134 74H135V73H134ZM154 74H155V73H154ZM232 74H233V73H232ZM27 75H28V76H27ZM48 75H49V74H48ZM56 75H57V74H56ZM62 75H63V74H62ZM72 75H73V76H72ZM95 75H97V74H95ZM19 76H22V77H19ZM53 76H54V74H53ZM53 76H52V77H53ZM75 76H76V75H75ZM75 76H74V77H75ZM90 76H88V77H87V76H84V79H85V81H86V79L88 78L89 81H91V82H89L88 80H87L86 82H87V83L89 82V83H91V85H92V83H94V80H95V79H91V80H90ZM127 76H129V75H127ZM134 76H136V75H134ZM23 77H24L25 79H24ZM45 77H46V76H45ZM48 77H49V76H48ZM57 77L59 78L60 75H59V76L57 75ZM71 77H70V79H71ZM85 77H87V78H85ZM124 77H122V78H124ZM131 77H132V76H131ZM46 78H47V77H46ZM192 78H193V77H192ZM32 79H33V81H32ZM39 79H40V78H39ZM41 79H42V78H41ZM84 79H80V80L83 81ZM129 79H130V78H129ZM37 80H38V79H37ZM50 80H52V78H51ZM54 80H56L55 77H54ZM57 80H59V79H57ZM57 80H56V81H57ZM61 80H62V76H61ZM68 80H69V78H68ZM80 80H78V82H79ZM92 80H93V82H92ZM261 80H262V79H261ZM43 81L46 82L45 79H43ZM71 81L74 82V78H73V80L71 79ZM81 81H80L78 84L82 83ZM121 81H122V80L120 79V82H121ZM123 81H124V80H123ZM125 81H126V80H125ZM128 81H129V80H128ZM178 81H179V80H178ZM230 81H231V80H230ZM238 81H239V80H238ZM243 81H244V80H243ZM38 82H39V81H38ZM38 82H37V83H38ZM50 82H51V84H50ZM50 82H49V84L52 85V81H50ZM54 82H55V81H54ZM126 82H127V81H126ZM28 83H29V82H28ZM35 83H36V82H35ZM35 83L33 84V87H34L35 90H36L37 97H40V96H39L40 93L38 94V92H40V91H38L39 88H37V86L39 87L41 83L38 84L37 86H36ZM58 83H59V82L54 83V84H58ZM69 83H70V82H69ZM84 83H85V82H83V84H84ZM89 83H88V84H89ZM122 83H124V82H122ZM133 83H134V82H133ZM184 83H185V82H184ZM184 83H183V84H184ZM222 83H223V82H222ZM224 83H225V82H224ZM30 84H31V83H30ZM43 84H44V83H43ZM63 84H65V83H60V84H58V85H59V86H62V87L64 88V85H63ZM124 84H126V83H124ZM135 84H136V83H135ZM181 84H182V83H181ZM232 84H233V83H232ZM47 85H48V84H47ZM84 85H85V84H84ZM86 85H87V84H86ZM91 85H90V87H91ZM129 85H131V84H128V87H129ZM174 85H175V84H174ZM56 86H57V85H56ZM59 86H58V87H59ZM69 86H72L71 83L69 84ZM178 86H179V85H178ZM226 86H227V85H226ZM26 87H27V85H26ZM44 87H45V86H44ZM44 87H42V84H41L40 89L43 88V89L45 90ZM67 87H68V86H67ZM93 87H94V86H92V87L90 88V91H91V90L94 91V90L92 89ZM144 87H145V86H144ZM5 88H6V87H4V89H5ZM8 88H6V89H8ZM60 88H61V87H60ZM87 88H88V87H87ZM135 88H136V87H135ZM135 88H134V90H135ZM15 89H16V87H15ZM20 89H22V90L20 91ZM27 89H28V88H26V90H25L26 93H27ZM43 89H42V90H43ZM69 89H70V88H69ZM71 89H72V88H71ZM97 89H96V91H97ZM123 89H124V88H123ZM129 89H130V87L128 88V90H129ZM131 89H132V88H131ZM13 90L16 91V93H18V94L14 93ZM44 90H43V92H44V95H45L46 93H45ZM57 90H58V89H57ZM57 90H56V92H57ZM124 90L127 91V89H124ZM17 91H18V92H17ZM28 91H29V90H28ZM58 91H59V90H58ZM87 91L90 92L89 90H87ZM87 91H86V95H87V93H88ZM92 91H91V92H92ZM138 91H139V90H138ZM7 92H8V93H7ZM9 92H11L12 94L10 93V94H11V95H10ZM46 92H47V91H46ZM65 92H66V91H65ZM71 92H73V91H71ZM123 92H125V91H123ZM127 92H128V91H127ZM129 92H130V91H129ZM133 92H134V91H133ZM133 92H132V93H133ZM219 92H220V90H219ZM13 93H14V94H13ZM26 93H25V94H26ZM30 93H31V92H30ZM47 93H48V92H47ZM96 93H97V92H96ZM132 93H131V94H132ZM3 94H4V93H3ZM57 94H58V93H57ZM57 94H56V95H57ZM62 94H63V93H62ZM94 94H95V93H94ZM126 94H130V93H126ZM133 94H134V97H135L136 99H134V97H131ZM133 94H132V95H128V97L130 96V98H128V99L131 100V98H133V100H131V102L133 101V103L129 104V102H127V99L125 98L126 101L122 102L123 105H124V107L126 106V105L124 104L125 102H126V104H129V106H130V105L133 106V104L135 103L134 100L137 101V99H138V101H139V98H137L138 95L136 94V91H135ZM4 95H5V94H4ZM26 95H27V97H29V96H28V95H29V92H28ZM26 95H25V96H26ZM58 95H59V94H58ZM66 95H67V94H66ZM66 95H65V96H66ZM68 95H69V94H68ZM70 95H72V94H70ZM88 95H90V93H88ZM136 95H137V96H136ZM150 95H151V94H150ZM20 96H22V94H21ZM25 96H24V97H25ZM74 96H75V95H72V98H74ZM126 96H127V95H126ZM7 97H8V96H7ZM37 97H36V99H37ZM57 97H58V96H57ZM59 97H60V95H59ZM62 97L64 98V95H62ZM67 97H68V96H67ZM148 97H149V96H148ZM194 97H195V96H194ZM10 98H11V97H10ZM12 98H13V97H12ZM16 98H17V97H16ZM22 98H23V97H22ZM33 98H34V97H33ZM41 98L43 99V96H42ZM41 98H38V100L41 99ZM94 98H95V97H94ZM102 98H103V97H102ZM157 98H158V97H157ZM262 98H263V97H262ZM8 99H9V98H8ZM25 99H26V98H25ZM29 99H31V98L29 97ZM34 99H35V98H34ZM34 99H33V100H34ZM46 99H47V97H46ZM61 99H62V98H61ZM65 99H66V98H65ZM69 99H70V98H69ZM74 99H75L74 103H77V102H76V100H77L76 97H75ZM74 99H73V100H74ZM95 99H96V98H95ZM179 99H180V98H179ZM249 99H250V98H249ZM257 99H258V98H257ZM2 100H3V99H2ZM5 100H7V99H5ZM19 100H20V99H19ZM27 100H28V98H27ZM47 100H49V99H47ZM57 100H58V98H57ZM90 100H91V99H90ZM100 100H101V99L99 98L98 101H100ZM130 100H129V101H130ZM189 100H190V99H189ZM7 101H8V100H7ZM11 101H12V100H11ZM11 101H10V102H11ZM14 101H15V100H14ZM14 101L11 102L12 105H14L13 107L16 106V105H15L16 101H15V103H13ZM34 101H35V100H34ZM43 101H45V99H43ZM43 101L40 100L41 103H43ZM53 101H55V100H53ZM53 101H52V102L49 101V102L53 103ZM58 101H59V100H58ZM70 101H71V100H70ZM70 101H69V103H71ZM93 101H94V100H93ZM96 101H97V100H96ZM98 101H97V103H98ZM138 101H137L136 103L139 104V102L141 101V99H140L139 102H138ZM0 102H1V101H0ZM17 102H18V101H17ZM19 102H20V101H19ZM19 102H18V103H19ZM35 102H36V101H35ZM45 102H46V101H45ZM72 102H73V101H72ZM102 102H103V101H102ZM8 103H9V102H8ZM11 103H10V104H11ZM18 103H17V104H18ZM29 103H30V102H29ZM29 103H28V104H29ZM31 103H33V102H31ZM36 103H37V102H36ZM78 103H79V102H78ZM78 103H77V104H78ZM90 103L93 104V102H90ZM94 103H95V101H94ZM103 103H104V102H103ZM115 103H116V102H115ZM0 104H1V103H0ZM33 104H35V103H33ZM66 104H67V103H66ZM66 104H64V105H66ZM72 104H73V103H72ZM91 104H89V105H91ZM140 104H141V103H140ZM250 104H251V103H250ZM5 105H6V104H5ZM12 105H11V106H12ZM18 105H21V104H18ZM26 105H27V104H26ZM31 105H32V104H31ZM31 105H30V106H31ZM43 105H44V104H43ZM67 105H68V104H67ZM69 105H70V104H69ZM93 105L95 106V104H93ZM98 105H99V104H98ZM123 105H122V106H123ZM51 106H52V105H51ZM51 106H49V107L51 108ZM75 106H77L76 109H78V108L80 109V107H78V105H75V104H74L72 107H75ZM96 106H97V104H96ZM96 106H95V107H96ZM115 106H116V105H115ZM139 106H140V105H139ZM248 106H249V105H248ZM13 107H9V109H10V108L13 109ZM25 107H26V106H25ZM27 107H28V106H27ZM34 107H35V106H34ZM49 107H46V108H49ZM72 107H69V110H71V113H73V112H72V109H71ZM81 107H83V106H81ZM84 107H85V106H84ZM126 107H127V106H126ZM140 107H142V106H140ZM140 107H138V108H140ZM175 107H176V106H175ZM0 108H1V105H0ZM29 108H30V107H29ZM31 108H32V106H31ZM42 108H43V106H42ZM57 108H59V107H57ZM57 108H56V110H57ZM67 108H68V106H67ZM67 108H66V109H67ZM102 108H103V106H102ZM106 108L112 109V107L110 108V106H109V107H106ZM120 108H122V107H119V108H118L119 111L121 112V109H120ZM132 108H134V106L131 107L130 111L132 110ZM11 109H10L9 111H5V112H7V114H5V115L3 114V111H1L2 109L0 110V128H3V129H5V130H7V131H5V132H6L5 134L8 135V136L10 137V140H12V141L15 143L16 147L19 148V145H18L19 142H18V141L20 140V139H19L20 137L17 139V137H16L17 132L14 131V130L12 129V127H10V126H11V125H10L11 122H13L14 119H15V117H12V116L10 115V113H8V112H11V111H12ZM36 109H37V107H36ZM40 109H41V106H40ZM40 109H39V110H40ZM43 109H44V108H43ZM43 109H42V111H43ZM73 109H74V108H73ZM84 109H85V108H84ZM98 109H99V108H98ZM103 109H105V108H103ZM109 109H105V112H106L107 110H109ZM113 109H114V111H116L117 113L119 112V111H117V110H118L117 108L114 107ZM113 109H112V110H113ZM115 109H116V110H115ZM124 109H127V108H124ZM233 109H234V108H233ZM3 110H4V109H3ZM7 110H8V109H7ZM14 110H15V108H14ZM48 110L51 111V114H50V113H47V114H50V115H52V114L55 112V110L53 111L52 108H51V109H48ZM62 110H63V109H62ZM64 110H65V109H64ZM134 110H138V109H137V108L133 109V113H134ZM177 110H178V109H177ZM20 111H21V110H20ZM42 111H41V112H42ZM52 111H53V112H52ZM67 111H68V110H67ZM74 111H76V110L74 109ZM83 111H84V110H83ZM100 111H101V109H100ZM114 111H112L113 114H114ZM128 111H129V109H127V113H128ZM140 111H141V110H140ZM28 112H29V111H28ZM41 112H40V113H41ZM46 112H47V111H46ZM63 112H65V111H63ZM63 112H62V113H63ZM69 112H70V111H69ZM94 112H95V111H94ZM103 112H104V110H103ZM107 112H108V111H107ZM107 112H106V113H107ZM110 112H111V111H110ZM110 112H108V113H110ZM116 112H115V114H117ZM125 112H126V111H123V110H122L121 113H124V114H122V115L118 114V115H120V116H117V115H116L117 117H120V123H118L120 129H121V128H124L123 126H125V128H126V125H128L127 127H130V125H129L130 123H131L132 126H135V121L132 120L133 118L131 119L130 117H128V116H131V117H132V115H128L127 113L125 114ZM136 112H138V111H136ZM136 112H135V113H136ZM171 112H172V111H171ZM13 113H14V112H13ZM22 113H23V112H22ZM32 113H34V112H31V114H32ZM35 113H36V112H35ZM35 113H34V115H36ZM40 113H39V114H40ZM44 113H45V111H44ZM62 113H61V114H62ZM79 113H80V112H79ZM81 113H82V112H81ZM135 113H134V114H135ZM140 113H141V112H140ZM175 113H176V112H175ZM8 114H9V117L7 116ZM11 114H12V113H11ZM14 114H15V113H14ZM47 114H44L42 117L40 116V117L43 119V121H45L44 119H45V117H47V116H45V115H47ZM65 114H66V113H65ZM84 114H85V113H84ZM84 114H83V115H84ZM94 114H95V113H94ZM115 114H114V115H115ZM130 114H132V111H131ZM170 114H171V113H170ZM2 115H3V116H2ZM25 115H26V114H25ZM27 115H28V114H27ZM27 115H26V116H27ZM66 115H67V114H66ZM66 115H65V116H66ZM76 115H78L77 112H76ZM81 115H82V114H81ZM95 115H96V114H95ZM97 115H99V114H97ZM109 115H110V116H113L112 114H109ZM127 115H128V116H127ZM138 115H139V114H138ZM138 115L135 116L134 118L136 119V117H138ZM19 116H20V115H19ZM26 116H25V117H26ZM31 116H33V115H31ZM31 116H30V117H31ZM61 116H64V115H61ZM67 116H70V113H69ZM73 116L76 117L75 115H73ZM73 116H72V118H73ZM116 116H114V117H116ZM133 116H134V115H133ZM23 117H24V115H23ZM28 117H29V116H28ZM28 117H26L25 119H27ZM35 117H36V116H35ZM37 117H38V114H37ZM58 117H60V116H58ZM2 118H3V119H2ZM31 118H32V117H31ZM33 118H34V116H33ZM33 118H32V119H28V122L30 123V120L32 121V120H35V119H36V118H34V119H33ZM68 118H70V117H68ZM138 118H139V117H138ZM138 118H137V119H138ZM16 119H18V118H16ZM16 119H15V120H16ZM21 119H22V118H21ZM25 119H24V120H25ZM38 119H39V118H37V120H38ZM47 119H48V118H47ZM57 119H58V118H57ZM62 119H63V117H62ZM65 119H66V118H65ZM139 119H140V118H139ZM139 119H138V120H139ZM173 119H175V118L173 117ZM260 119H261V118H260ZM19 120H20V119H19ZM49 120H50V119H49ZM49 120H48V121H49ZM53 120H54V118H53ZM87 120L89 121V119H87ZM146 120H147V119H146ZM176 120H177V119H176ZM184 120H185V119H184ZM223 120H224V119H223ZM16 121H17V120H16ZM39 121L41 122V119H40ZM39 121H38L37 123H39ZM46 121H47V120H46ZM46 121H45V122H46ZM56 121H57V120H56ZM68 121H71V120L69 119ZM72 121H73V119H72ZM130 121H133L134 123H133V122H130ZM28 122H27V123H28ZM91 122H92V121H91ZM91 122H90V124H92ZM137 122H138V121H137ZM137 122H136V124H137ZM200 122H201V121H200ZM230 122H231V121H230ZM31 123H32V122H31ZM31 123L29 124V127H30V128H31V126H32ZM33 123H36V120L33 121ZM37 123H36V124H37ZM46 123H47V122H46ZM48 123H49V122H48ZM56 123H57V122H56ZM56 123H54V124H56ZM61 123H62V122H61ZM64 123H65V122H64ZM86 123H87V121L85 122V124H86ZM116 123H117V121H116ZM128 123H129V124H128ZM223 123H224V122H223ZM233 123H234V122H233ZM14 124H15V122H14ZM19 124H20V123H19ZM41 124H42V122L40 123V125H41ZM50 124H52V121L50 122ZM50 124H49V125H50ZM133 124H134V125H133ZM23 125H26V124H25V123H22V126H23ZM33 125H34V124H33ZM42 125H43V124H42ZM49 125H48V126H49ZM59 125H60V124H58V126H59ZM64 125H65V124H64ZM66 125H67V124H66ZM66 125H65V126H66ZM79 125H80V124H79ZM94 125H95V124H94ZM96 125H98L97 122H96ZM37 126H38V125H37ZM43 126H44V125H43ZM48 126H47V128H49ZM65 126H64V129L62 128V129L64 130V132L66 131L65 128H67V127H65ZM86 126H87V125H86ZM115 126H117V125H115ZM245 126H246V125H245ZM16 127H17V126H16ZM19 127H20V126H19ZM19 127H17V129H19ZM23 127H24V126H23ZM29 127H28V128H29ZM53 127H55V125H54ZM53 127L51 126V128H53ZM76 127H77V126H75V128H76ZM89 127H90V126H89ZM21 128H22V127H21ZM30 128H29V130H30V132H32ZM34 128H36V127H34ZM40 128H41V126H40ZM42 128H44V127H42ZM55 128H57V127H55ZM68 128H69V126H68ZM77 128L80 129L79 126H78ZM77 128H76V130H78ZM86 128H87V127H86ZM95 128H96V127H95ZM114 128H115V127H114ZM137 128H138V127H137ZM223 128H224V127H223ZM44 129H45V128H44ZM44 129H42V131H43ZM69 129H71V128H69ZM82 129H83V128H82ZM88 129H89V128H88ZM93 129H94V128H93ZM117 129H118V127H117ZM120 129H119V130H120ZM130 129H132V128L130 127ZM133 129H136V128H133ZM146 129H148V128H146ZM15 130H16V129H15ZM25 130H26V129H25ZM36 130H37V129H36ZM47 130H48V129H47ZM52 130H54V131H52L53 134H54V132H55L56 130H55V129H52ZM76 130H74V131L76 132ZM95 130H96V129H95ZM137 130H138V129H137ZM172 130H173V129H172ZM3 131H4V130H3ZM20 131H22V129H21ZM23 131H24V129H23ZM23 131H22V132H23ZM59 131L61 132V129H60ZM72 131H73V130H72ZM74 131H73V132H74ZM86 131H87V129L84 130V132H86ZM88 131H89V130H88ZM88 131H87V132H88ZM113 131H115V130H113ZM113 131H112V132H113ZM122 131H123V130H122ZM129 131H130V130H129ZM147 131H148V130H147ZM25 132H26V131H24V133H21V132H20V133H21V134H24V136H25V135H26ZM27 132H28V131H27ZM48 132H49V130H48ZM52 132H51V133L49 132V133L52 134ZM68 132L70 133V131H68ZM73 132H72V134H73ZM84 132L81 133V134L83 135V134H86V133H87V132H86V133H84ZM115 132H117V131H115ZM127 132H128V131H127ZM133 132H134V131H133ZM133 132H132V133H133ZM227 132H228V131H227ZM1 133H2V132H1ZM34 133H35V132H34ZM37 133H40V132H37ZM43 133L45 134V131H44ZM49 133H48V134H49ZM76 133H77V132H76ZM121 133H122V132H121ZM123 133H124V132H123ZM30 134H31V133H30ZM57 134H58V133H57ZM67 134H68V133H67ZM70 134H71V133H70ZM116 134H118V133H116ZM139 134H140V133H139ZM31 135H33V134H31ZM38 135H39V134H38ZM118 135H119V134H118ZM118 135H115V136H118ZM120 135H121V134H120ZM123 135H124V134H123ZM123 135H122V136H123ZM127 135H128V134H127ZM27 136H28V135H27ZM27 136H25V137H27ZM50 136H51V135H50ZM57 136H58V135H57ZM68 136L70 137V135H68ZM109 136H110V135H109ZM124 136H126V134H125ZM134 136H135V135H134ZM134 136H133V137H134ZM258 136H259V135H258ZM25 137H24V138H25ZM43 137H44V136H43ZM64 137H65V136H64ZM74 137H75V136H74ZM80 137H83V136H80V135H79V136H78V139H79ZM196 137H197V136H196ZM21 138H22V137H21ZM27 138H29V137H27ZM39 138H40V136H39ZM53 138H55V137H53ZM110 138H112V136H111ZM131 138H132V137H131ZM134 138H135V137H134ZM186 138H187V137H186ZM3 139H4V138H3ZM50 139H51V140H49V141L52 143V140H53V139H52V138H50ZM63 139H64V138H63ZM78 139H77V140H78ZM80 139H81V138H80ZM113 139H114V136H113ZM113 139H109V140H111V142H112ZM132 139H133V138H132ZM170 139H171V138H170ZM180 139H181V138H180ZM211 139H213V138H211ZM17 140H18V141H17ZM23 140H28V139L25 138V139H23ZM23 140H22V141H23ZM32 140H33V139H32ZM45 140H46V139H45ZM47 140H48V139H47ZM60 140L62 141V139H60ZM77 140H76V142H74L75 139H73V142H74V143H77V142H78L76 146H78V144H80V143H79L80 141H79V140L77 141ZM1 141H2V140H1ZM7 141H8V140H7ZM20 141H21V140H20ZM29 141H30V140H29ZM29 141H28V146H30V145H29ZM55 141H57V140H55ZM133 141H134V140H133ZM144 141H145V140H144ZM167 141H168V140H166L165 142L167 143ZM257 141H258V140H257ZM30 142H31V141H30ZM62 142H63V141H62ZM62 142H59L60 145H61ZM67 142H68V141H67ZM70 142H71V141H70ZM70 142H69V143H70ZM165 142H164V143H165ZM172 142H173V140H172ZM207 142H208V141H207ZM210 142H211V141H210ZM261 142H262V141H261ZM1 143H2V142H1ZM6 143H7V142H6ZM24 143H25V141H24ZM64 143H65V141H64ZM64 143H63L62 145L65 146L66 143H65V144H64ZM109 143H110V142H109ZM109 143H107V144H109ZM257 143H258V142H257ZM3 144H4V143H3ZM70 144L72 145V143H70ZM107 144H106V145H107ZM111 144H112V143H111ZM180 144H181V143H180ZM251 144H253V143H251ZM1 145H2V144H1ZM11 145H12V143H11ZM23 145H24V144H23ZM25 145H27V143H26ZM165 145H166V144H165ZM169 145H170V144H168L166 147H169ZM197 145H198V144H197ZM73 146H75V145H73ZM76 146H75V148H76ZM180 146H181V145H180ZM256 146H257V145H256ZM0 147H1V146H0ZM12 147H13V146H12ZM23 147H24V146H23ZM23 147H22V145H21L20 148H23ZM26 147H27V146H26ZM82 147H83L82 151L85 150L84 148H85L86 146H85V147H84V146H81V148H82ZM95 147H96V146H95ZM190 147H191V146H190ZM252 147H253V146H252ZM75 148H74V149H75ZM78 148H79V147H78ZM93 148H94V147H93ZM99 148H100V147H99ZM126 148H128V147H126ZM126 148H125V149H126ZM65 149H66V147H65ZM74 149H72V150H73V153H76V152H74ZM97 149H98V148H97ZM251 149H252V148H251ZM254 149H255V148H254ZM66 150H67V149H66ZM72 150H71V151H72ZM76 150H77V149H76ZM86 150H87V149H86ZM86 150H85V151H86ZM94 150H96V149H94ZM94 150H93V151H94ZM191 150H192V149H191ZM16 151H17V150H16ZM18 151H19V150H18ZM78 151H80V152H78V154H79V153H82L81 150L78 149ZM207 151H208V150H207ZM251 151H252V150H251ZM87 152H89V151H87ZM87 152H86V155H87ZM91 152H92V151H91ZM204 152H206L205 149H204ZM252 152H254V150H253ZM18 153H19V152H18ZM24 153H25V152H24ZM24 153H23V154H24ZM83 153H84V151H83ZM92 153H94V152H92ZM23 154H22V155L20 154L21 157L23 156ZM28 154H29V152H28ZM71 154H72V152H71ZM78 154H76V155H78ZM84 154H85V153H84ZM84 154H83V155H84ZM250 154H251V153H249V155H250ZM258 154H259V153H258ZM24 155H25V154H24ZM73 155H74V154H73ZM80 155H82V154H80ZM90 155H91V153H90ZM92 155H93V154H92ZM202 155H203V153H202ZM29 156H30V154L27 155V158H29ZM71 156H72V155H71ZM71 156H70L69 158H68V156H67L68 161L71 159ZM256 156H257V155H256ZM32 157H35V156L33 155ZM32 157H31V159L34 160ZM75 157H76V156H75ZM86 157H87V156H86ZM93 157H94V155H93ZM24 158H25V160H26V155H25V157H22L21 160L23 159V161H24ZM36 158H37V156H36ZM72 158H74V157L72 156ZM78 158L80 159L79 156H78ZM81 158H83V157H81ZM88 159H89V158H88ZM253 159H254V157H253ZM36 160H37V159H36ZM71 160H72V159H71ZM74 160H75V159H74ZM76 160H78V159H76ZM89 160H91V162H93L92 159H89ZM200 160H201V159H200ZM94 161H95V159H94ZM250 161H251V160L249 159V162H250ZM24 162H25V161H24ZM24 162H23V163H24ZM30 162H31V161H30ZM30 162H29V163H30ZM72 162H73V161H72ZM84 162H85V161H84ZM86 162H87V161H86ZM86 162H85V163H86ZM95 162H97V160H96ZM201 162H202V161H201ZM21 163H22V162H21ZM29 163H27V166H28ZM31 163H32V162H31ZM85 163H84V164H85ZM98 163L100 164V163H102V162H98ZM25 164H26V163H25ZM75 164H76V163H75ZM75 164H74V165H75ZM78 164H80V163H78ZM81 164H83V163H81ZM88 164H89V163H88ZM91 164H92V163H91ZM96 164H97V163H96ZM102 164H103V163H102ZM201 164H202V166L199 167V168H200L199 171L202 173V172H204V171H201V170L203 169V166H204V165H203V163H201ZM212 164H213V163H212ZM30 165H31V164H29V166H30ZM76 165H77V164H76ZM85 165H86V164H85ZM85 165H83V166H85ZM93 165H94V163H93ZM93 165H91V166H93ZM100 165H101V164H100ZM19 166H20V165H19ZM89 166H90V164H89ZM89 166H88V167H89ZM98 166H99V165H98ZM105 166H106V165H105ZM24 167H25V166H24ZM31 167H32V166H31ZM31 167H30V168H31ZM77 167H78L77 169H80V168H81L80 165L77 166ZM88 167H87V168H88ZM96 167H97V166H95V165H94V167H93V168H95V171H96ZM100 167H101V166H100ZM197 167H198V166H197ZM25 168H26V167H25ZM74 168H75V167H74ZM195 168H196V167H195ZM100 169H101V168H100ZM106 169H107V168H106ZM109 169H110V168H109ZM182 169H183V171L186 170L185 167H182ZM182 169H181V171H182ZM189 169H190V168H189ZM30 170H32V169H30ZM86 170H87V169H85V173H86ZM88 170H89V169H88ZM88 170H87V171H88ZM107 170H108V169H107ZM107 170H106V172H107ZM258 170H259V169H258ZM89 171H91V170H89ZM89 171H88V172H89ZM102 171L104 172V170H102ZM108 171H110V170H108ZM196 171H197V170H196ZM2 172H3V171H2ZM32 172H33V170H32ZM32 172H30V173H32ZM75 172H76V171H75ZM75 172H74L73 174H75ZM78 172H79V171H78ZM81 172H82V171H81ZM83 172H84V171H83ZM92 172H93V169H92ZM92 172H91L90 174H92ZM100 172H101V171H100ZM111 172H112V171H111ZM30 173H29V174H30ZM76 173H77V172H76ZM97 173H98V172H97ZM104 173H105V172H104ZM104 173H102V176H103ZM109 173H110V172H109ZM201 173H200V174H201ZM11 174H12V173H11ZM33 174H34V172H33ZM73 174H72V176H73ZM79 174H81V173H79ZM93 174H94V172H93ZM93 174H92V175H93ZM111 174H112V173H111ZM114 174H115V173H114ZM120 174H121V173H120ZM131 174H132V173H131ZM203 174H204V173H202V175H203ZM15 175H16V173H15ZM30 175H31V174H30ZM68 175H69V174H68ZM75 175H76V174H75ZM82 175H83V174H82ZM109 175H110V174H109ZM109 175H108V177H109ZM112 175H113V174H112ZM196 175H197V174H196ZM198 175H199V174H198ZM258 175H259V174H258ZM11 176H14V175H11ZM16 176H17V175H16ZM16 176H14V179H12V178H10V179H9V178L6 179V178H4L3 176L0 175V200L5 201V202L10 203V204H17V203H18V204H20L25 210H28V212L30 213L31 217L35 218L36 221H37L38 223L40 222L39 224H37V222H35V223H36L37 225L41 226V227H42V230H44L45 232H46V230H47V232H48V231L52 232V235H50L51 233H50V234H47V233H46L47 235L44 233L46 236H49V235H50V237H53V235H54V237H55V235H58L59 228H56L55 226L52 227V225H51V224H53L54 221H53V222L50 221L51 219H50L49 217H46V218H45L46 220H45V219H41V217L44 218L45 216H44V215H42V216L40 215L41 212L43 213V211L40 210V208H39V210H40L41 212L38 211V209H37V211L40 212V213H37L36 210H33L34 206L31 207V205H32L31 203H32L33 201L30 203V199H31V198H30L29 193H28V191H27L28 189H25V185L23 184V183L26 182V181H21V180H20L21 177H20V179H19V175H18V178H17ZM88 176H89V175H88ZM93 176H95V175H93ZM97 176H98V175H97ZM100 176H101V175H100ZM105 176H106V174H105ZM15 177H16V178H15ZM30 177H31V176H30ZM30 177H29V178H30ZM32 177H33V176H32ZM83 177H87V176L85 175V176H83ZM83 177H82V178H83ZM103 177H104V176H103ZM103 177H102V179H103ZM125 177H126V176H125ZM129 177H132V176H129ZM69 178H70V177H69ZM69 178H68V179H69ZM87 178H88V177H87ZM95 178H96V177H95ZM100 178H101V177H100ZM112 178H113V177H112ZM115 178H117V175H116ZM140 178H141V177H140ZM200 178H201V177H200ZM35 179H37V178L35 177ZM68 179H67V180H68ZM80 179H81V178H80ZM84 179H85V178H84ZM88 179H89V178H88ZM110 179H111V178H110ZM113 179H114V178H113ZM113 179H112V180H113ZM195 179H196V178H195ZM197 179H198V176H197ZM24 180H28V179H24ZM96 180H97V179H96ZM100 180H101V179H100ZM100 180L98 179L97 181H100ZM107 180H108V178H107L106 180H104L105 183H106ZM118 180H119V179H118ZM121 180H124V177H123V179H121V177H120V180H119V181L122 182ZM125 180H127V178H125ZM200 180H201V179H200ZM33 181H34V180H32V182H33ZM70 181H71V180H70ZM92 181H93V180H92ZM94 181H95V180H94ZM113 181H114V180H113ZM113 181H111V182H113ZM115 181H116V180H115ZM127 181H128V180H127ZM190 181H191V180H190ZM32 182H31V183H32ZM258 182H259V181H258ZM34 183H35V181H34ZM75 183H76V182H75ZM98 183H99V182H98ZM100 183H101V182H100ZM123 183H124V182H123ZM129 183H130V182H129ZM195 183H196V180H195ZM198 183H199V181H198ZM32 184H33V183H32ZM108 184H109V187H112V186H110V183H108V182L106 183V186H107ZM113 184L118 185L117 182H116V183L113 182ZM120 184H121V183H120ZM90 185H91V183H90ZM125 185H126V183H125ZM128 185H129V184H128ZM93 186H94V185H93ZM130 186H132V184H131ZM153 186H154V185H153ZM238 186H239V185H238ZM254 186L256 187L255 184H254ZM55 187H56V186H55ZM124 187H125V186H124ZM28 188H29V186H28ZM53 188H54V187H53ZM131 188H132V187H131ZM237 188H238V187H237ZM56 189H57V188H56ZM87 189H90V188H87ZM94 189H95V188H94ZM102 189H103V187H102ZM108 189H109V188H107V190H108ZM112 189H113V187H112ZM112 189H109V190H111V191L116 190V189H114V190H112ZM117 189H118V188H117ZM124 189H125V188H124ZM253 189H254V188H253ZM259 189H260V188L258 187V190H259ZM52 190H53V189H52ZM61 190H62V188H61ZM64 190H65V189H64ZM103 190H104V189H103ZM107 190H106V192H107ZM121 190H122V189H121ZM126 190H129V192L132 193V192H131L132 189H131V191H130V189H128V188H127ZM133 190H134V189H133ZM157 190H158V189H157ZM159 190H160V189H159ZM153 191H154V190H153ZM253 191H254V190H253ZM255 191H256V189H255ZM29 192L31 193L30 188H29ZM62 192H64V191H62ZM104 192H105V191H104ZM114 192H115V194H116V191H114ZM119 192H120V190H119ZM51 193H54V192H52V191L49 192V194H51ZM56 193H57V192H56ZM98 193H100V192H98ZM107 193H108V192H107ZM125 193H126V192H125ZM254 193H255V192H254ZM101 194H103V193H101ZM105 194H106V193H105ZM127 194H128V193H127ZM250 194H251V193H250ZM58 195H59V194H58ZM122 195H123V193H122ZM124 195H125V194H124ZM129 195H130V194H129ZM129 195H128V197H129V201H130V200H133V199H130L131 197H130ZM252 195H253V194H252ZM252 195H251V197H247V198H249V199L251 198L250 200H254V199H252V197H253ZM59 196H62V195H59ZM59 196H58V197H59ZM70 196H71V195H70ZM105 196H106V195H105ZM112 196H113V195H112ZM120 196H121V195H120ZM75 197H76V196H75ZM101 197H102V196H101ZM106 197H108V196H106ZM121 197H122V196H121ZM123 197H124V196H123ZM123 197H122V198H123ZM126 197H127V196H126ZM29 198H30V199H29ZM118 198H119V197H118ZM122 198H121V199H122ZM253 198H254V197H253ZM68 199H69V198H68ZM72 199H74V198H72ZM104 199H105V197H104ZM108 199H109V197H108ZM108 199H107V200L105 199L106 202L108 201ZM110 199H114V197H113V198H110ZM139 199H140V198H139ZM153 199H154V198H153ZM190 199H191V198H190ZM190 199H189V200H190ZM240 199H241V198H240ZM255 199H256V198H255ZM66 200H67V199H66ZM119 200H120V199H119ZM125 200H126V199H125ZM140 200H141V199H140ZM191 200H192V199H191ZM250 200H248V201H250ZM109 201H110V200H109ZM111 201H112V200H111ZM192 201H193V200H192ZM248 201H245V203L248 202ZM259 201H261V200H259ZM262 201H263V199H262ZM116 202H117V201H116ZM116 202H115V203H116ZM119 202H120V201H119ZM137 202H138V201H137ZM137 202H136V203H137ZM253 202H254V201H250V202L247 203V204H245V203H243V204L248 205V204H251V203L253 204ZM256 202H257V199H256ZM263 202H264V201H263ZM34 203H36V202H34ZM113 203H114V202H113ZM115 203H114V204H115ZM132 203H134V202H132ZM139 203H140V202H139ZM187 203H189V201H188ZM191 203H192V202H191ZM191 203H189V204H191ZM238 203H239V202H238ZM1 204H2V203H1ZM71 204H72V203H71ZM78 204H79V203H78ZM108 204H109V202H108ZM155 204H156V203H155ZM252 204H251V205H252ZM3 205H5V204L3 203ZM3 205H2V206H3ZM33 205H37V204H33ZM69 205H70V204H69ZM80 205H81V203H80ZM80 205H79V207H80ZM86 205H87V204H86ZM110 205H112V203H111ZM191 205L194 206L193 203H192ZM251 205H250V206H251ZM256 205H257V204H256ZM5 206H6V205H5ZM14 206H15V205H14ZM14 206H13V207H14ZM71 206H72V205H71ZM82 206H83V205H82ZM108 206H109V205H108ZM114 206H115V205H114ZM138 206H139V205H138ZM143 206H144V205H143ZM252 206H253V205H252ZM252 206H251V207H252ZM10 207H11V205H10ZM36 207H37V206H36ZM36 207H35V209H36ZM135 207H136V206H135ZM139 207H140V206H139ZM181 207H182V206H181ZM191 207H192V206H191ZM194 207H195V206H194ZM254 207H255V211H254V213H253V215H252L250 221L248 222V224L245 225V226H243L240 230L236 231L234 234H231V235H230V236H231V237H230V239H231V244H229V248L227 247L228 251H224V252L221 251L222 253L219 251V252H220L219 254L225 255L223 258L220 257V258H221V261H220V258H217V259H219L220 264H221V263H222V264H225L226 262H224V261L227 260L228 256H229V258H230V263H231V264H245V261H246L247 256H248L250 253H251L250 255L252 256V252H250V250H251L252 248H255V249L258 248L259 251H260L261 253L264 254V203H260V202H259V204H258L257 206H255V203H254ZM74 208H75V207H74ZM77 208H78V207H77ZM89 208H90V207H89ZM136 208H137V207H136ZM140 208H144V207L141 206ZM192 208H193V207H192ZM192 208H191V209H192ZM5 209H7V208H5ZM5 209H4V211H5ZM11 209H16V208H15V207H14V208L11 207ZM11 209H10V210H11ZM75 209H76V208H75ZM110 209L112 210V207H110ZM114 209H115V208H114ZM168 209H169V208H168ZM187 209H189V208L187 207ZM194 209H195V208H193L192 210L189 209V211L194 212V211H193ZM7 210H8V209H7ZM10 210H9V211H10ZM81 210H82V209H81ZM81 210H80L81 213L84 212V211H86V210H83V211H81ZM137 210H138V209H137ZM180 210H181V208H180ZM0 211H1V210H0ZM78 211H79V210H78ZM78 211H76V212H78ZM87 211H90V210H87ZM99 211H100V209H99ZM143 211H146V210H143ZM156 211H157V210H156ZM169 211H170V210H169ZM173 211H174V210H173ZM175 211H176V210H175ZM175 211H174V212H175ZM187 211H188V210H187ZM234 211H235V210H234ZM1 212H2V211H1ZM1 212H0V213H1ZM5 212H6V211H5ZM140 212H141V209H140ZM164 212H165V211H164ZM174 212H173V214H174ZM181 212H182V210H181ZM2 213H3V212H2ZM9 213H10V212H9ZM93 213H94V212H93ZM182 213H183V212H182ZM185 213H186V211H185ZM187 213H188V212H187ZM187 213H186V214H187ZM189 213H190V212H189ZM189 213H188V214H189ZM199 213H200V212H199ZM232 213H233V212H232ZM234 213H235V212H234ZM4 214H5V213H4ZM7 214H8V213H7ZM22 214H23V213H22ZM75 214H77V213H75ZM85 214H86V213H85ZM89 214H90V213H89ZM143 214H145V213H143ZM154 214H155V213H154ZM157 214H158V213H157ZM157 214H155L156 217H157ZM170 214H171V213H170ZM170 214H169V215H170ZM173 214H172V215H173ZM180 214H181V213H180ZM186 214H184V218H185V219H186V216H185ZM190 214H191V216H192L193 213H190ZM190 214H189V215H190ZM0 215H1V214H0ZM12 215H13V214H12ZM23 215H24V214H23ZM39 215H40L41 217H40ZM45 215H47V214H45ZM145 215H146V214H145ZM158 215H159V214H158ZM169 215H168V216H169ZM174 215H178V216H179V213L176 212V214H174ZM193 215H194V214H193ZM228 215H229V214H228ZM3 216H4V215H3ZM5 216H6V214H5ZM5 216H4L3 220L5 219ZM8 216H9V219L14 217V216L11 217L9 214H8ZM74 216H75V215H74ZM83 216L85 217L86 215H83ZM139 216H141V215H139ZM151 216H152V215H151ZM162 216H163V215H162ZM178 216H174V217H178ZM0 217H2V215H1ZM70 217H71V216H70ZM70 217H69V218H70ZM156 217H155V218H156ZM159 217H160V216H159ZM163 217H164V216H163ZM189 217H190V216H189ZM189 217H187V218L189 219ZM48 218H49L50 220H48ZM79 218H80V217H79ZM82 218H83V217H82ZM82 218H80V219H82ZM151 218H152V217H151ZM166 218H167V217H166ZM169 218H170V216H169ZM169 218H168V219H169ZM195 218H196V217L194 216V219H195ZM217 218H218V217H217ZM1 219H2V218H1ZM9 219H8V220H9ZM85 219H86V218H85ZM152 219H154V217H153ZM156 219H157V218H156ZM164 219H165V218H164ZM164 219H163V221H162L163 223H164ZM174 219H175V218H174ZM174 219L171 218L172 221H175V220H176V219H175V220H174ZM177 219H178V218H177ZM181 219H182V218H180V220H181ZM190 219H191V218H190ZM196 219H197V218H196ZM3 220H1L2 223H4ZM11 220L15 222L14 219H11ZM114 220H115V219H114ZM114 220H113V221H114ZM133 220H134V219H133ZM140 220H141V219H140ZM146 220H147V219H145V221H146ZM150 220H151V219H150ZM154 220H155V219H154ZM154 220H153V221H154ZM158 220H159V218H158ZM166 220H167V219H165V223H167V224H168V222L170 223V219H169L167 222H166ZM192 220H193V219H192ZM12 221H11V223H12ZM24 221H25V220H24ZM66 221H67V220H66ZM68 221H70V219H68ZM153 221L151 222L152 224L155 223V222H157V220H156L155 222H153ZM160 221H161V220H160ZM181 221H182V220H181ZM183 221H184V220H183ZM183 221H182V222H183ZM185 221L187 222V220H185ZM21 222H22V221H21ZM27 222H28V219L26 220L25 224H27ZM70 222H71V221H70ZM86 222H88V221H86ZM132 222H133V221H132ZM132 222H131V223H132ZM136 222H137V220H136ZM138 222H139V221H138ZM140 222H141V221H140ZM182 222H180V223L178 222V224L181 225V224H183ZM195 222H197V221L195 220ZM2 223L0 224L1 226H3L5 223H7V221H5V223H4L3 225H2ZM9 223H10V221H9ZM9 223H7V225H8ZM16 223H18V225H19L20 221H19V222L16 221ZM83 223H84V222H83ZM118 223H119V222H118ZM128 223H129L130 225H129ZM128 223H127V224L124 223V227H125V224L128 225V227L131 226V223H130V222H128ZM133 223H135V222H133ZM133 223H132V224H133ZM141 223H142V222H141ZM141 223H138V225H139V224L141 225ZM151 223H149V224H151ZM160 223H161V222H160ZM20 224H21V223H20ZM22 224H23V226H24V223H23V222H22ZM73 224H74V223H73ZM121 224H122V223H121ZM121 224H120V225H121ZM142 224H143L142 226H145L144 224H146V222H144V223H142ZM147 224H148V220H147ZM147 224H146V225H147ZM161 224H162V223H161ZM194 224H195V223H193V225H194ZM199 224H201V223H200V222H199V223H196V226H197V225L199 226ZM9 225H10V224H9ZM12 225L14 226V224H12ZM15 225H16V224H15ZM28 225H30V221H29V224H28ZM70 225H71V224H70ZM83 225H84V224H83ZM86 225H87V224H86ZM91 225L93 226V224H91ZM91 225H89V226H91ZM140 225H139V226H140ZM169 225H170V224H168L167 227H168ZM189 225H190V224H189ZM4 226H5V225H4ZM25 226H26V225H25ZM25 226H24V227H25ZM113 226H114V225H113ZM121 226H122V225H121ZM165 226H166V225H165ZM6 227H7V226H6ZM20 227H22V226L20 225ZM20 227L18 228V230L20 229ZM85 227H86V226H85ZM118 227H119V225H118ZM126 227H127V226H126ZM126 227H125V228H126ZM134 227H135V226H134ZM137 227H138V226H137ZM153 227H154V226H153ZM155 227H156V226H155ZM172 227H173V228L175 227V228H177V229L173 230V233H171V232L169 231V232L171 233V237H177V236H180V235L182 236V234H183V232H184V231L182 232V229L185 227L184 224H183V226H182V229L180 228L181 226H180V227L178 226L180 229H179L178 227L174 226V225H173ZM200 227H201V226H200ZM209 227H210V226H209ZM38 228H39V227L37 226L36 229H38ZM62 228H63V227H62ZM71 228H72V227H71ZM71 228H68V229L70 230ZM83 228H84V227H83ZM91 228H93V227H91ZM94 228H96V227L94 226ZM119 228H121V227H119ZM122 228H123V227H122ZM131 228H132V227H131ZM140 228H141V227H140ZM160 228H163V227H159L158 229L160 230ZM169 228H170V226H169ZM185 228H186V227H185ZM196 228H197V227L194 226V229H195L197 232L199 231V229L201 230V228H199V229H198V228L196 229ZM202 228H203V226H202ZM218 228H219V227H218ZM6 229H7V228H6ZM25 229H28V231L30 232L29 227H27V228H25ZM137 229H138V228H137ZM142 229H143V228H142ZM219 229H220V228H219ZM66 230H67V229H66ZM91 230H92V229H91ZM112 230H113V229H112ZM126 230H127V229H126ZM145 230H146V229H145ZM163 230H165V229L163 228ZM170 230H171V228H170ZM178 230L181 231V234H180V232H179L180 235L177 233ZM184 230H185V229H184ZM203 230H204V229H203ZM207 230H208V229H207ZM207 230H206V232H208ZM34 231H35V230H34ZM34 231H33L32 233H35ZM37 231H38V232H37ZM93 231H94V230H93ZM161 231H162V230H161ZM165 231H167V228H166ZM165 231H163V232H165ZM176 231H177V232H176ZM192 231H193V230H192ZM204 231H205V230H204ZM204 231H200V232L203 233ZM1 232H3V231H1ZM1 232H0V233H1ZM18 232H19V231H18ZM18 232H17V233H18ZM23 232H24V230H23ZM29 232H27V233H29ZM36 232H37V234H38L39 232H42V231H41L40 229H38V230H36ZM113 232H114V231H113ZM126 232L129 233V231H126ZM130 232H131V231H130ZM132 232L134 233V231H132ZM138 232H140V231H138ZM190 232H191V231H190ZM197 232H195V233H197ZM200 232H198V233H200ZM3 233H5V232H3ZM3 233H2V234H3ZM32 233L30 232L29 234H25V235L22 233V234H23V237H22V234L20 235V233H19V234H16V235H15L16 238L18 237L17 235H20V236L22 237V238L20 237V239H18V241H17L18 244H15L16 241H14V240H13V241H14L15 243H13V242H12V243H11V242L9 243V241H6V240L9 239V237H10V238L12 237L11 235H10V236L7 235V233H6L7 237H8V236H9V237H8V239H7V237H5L6 240L2 241L3 243L6 242V243H5L6 249H5L4 252L1 250L3 253H2V255H1V253H0V263H3V264H62V262H63V261H61V257H62V256H61V254H59V253H60V250L62 251L63 249H65V248H64L65 246H63V248L61 247L62 243H64V242H62V241H64V239H62V241H58V239L56 238L57 240H55V243H54L53 245H50V244H51L50 242L45 241L46 238L48 239V237H46V238L43 237V236H45L44 234H41V235H43V236L41 237V236L38 234L39 237H41V238H43V239L45 238V239H44V242L49 243V245H48L47 243H45V244H44V247L42 246V249H43L44 251H42V250H38V249L35 250L36 247H34L33 242L36 241V240H34V238H35V239H37V238L35 237V236H36L35 234H34L35 236L33 237V236H32ZM128 233H127V234H128ZM145 233H146L147 235L149 234V233H147V232H145ZM145 233H143V234L146 235ZM165 233H166V232H165ZM170 233H169V234H170ZM185 233H186V232H184V234H185ZM193 233H194V232H193ZM202 233H200V235H202ZM8 234H9V233H8ZM94 234H96V233H94ZM94 234H93V235H94ZM184 234H183V235H184ZM190 234H191V233H190ZM190 234H186V236H187V237H188V236H191ZM205 234H206V233H205ZM205 234H203V235H205ZM208 234H209V233H207L206 235H208ZM111 235H112V233H111ZM113 235H114V234H113ZM144 235L141 234L139 238H141V236H142V239H144ZM149 235H150V234H149ZM193 235H194V234H193ZM198 235H199V234H198ZM198 235H197V236H198ZM203 235H202V237H203ZM94 236H95V235H94ZM101 236H102V235H101ZM123 236H124V235H123ZM131 236H132V235H131ZM134 236H135V235H133V237H131V238L134 239ZM152 236H153V233H152L151 237H152ZM169 236H170V235H169ZM217 236H218V235H217ZM3 237H4V235H3ZM92 237H93V236H92ZM92 237H91V240H90L91 242L93 241V240H92ZM155 237H156V236H155ZM192 237L194 238V236H192ZM192 237H191V238H192ZM202 237H201V239H202ZM1 238H2V236H0V242H1ZM95 238H96V237H94V239H95ZM124 238H125V237H124ZM124 238H123V239H124ZM129 238H130V237H129ZM131 238H130V240H131ZM135 238H137V240H139V238H138V233H137V235H136ZM152 238H153V237H152ZM152 238H149V239H152ZM158 238H161V236H159ZM158 238H157V239H158ZM191 238H190V237L188 238L189 241H190ZM197 238H198V237H197ZM2 239H3V238H2ZM12 239H14V238H12ZM39 239H40V238H39ZM52 239H53V238H52ZM89 239H90V237H89ZM97 239H99V238H97ZM121 239H122V238H121ZM145 239H146V238H145ZM182 239H183L182 237H181L180 239L177 238V240H181V243H182V241H183ZM185 239H186V238H185ZM188 239H186V240H188ZM195 239H196V237H195ZM203 239H204V238H203ZM203 239H202V240H203ZM41 240H42V239H41ZM41 240H39V242H42ZM48 240H49V239H48ZM60 240H61V238H60ZM153 240H154V239H153ZM153 240H151L152 243H153ZM175 240H176V239H175ZM193 240H194V239H193ZM193 240H192V241H193ZM196 240H197V239H196ZM208 240H209V239H208ZM208 240H207V241H208ZM94 241H95V240H94ZM123 241H124V240H123ZM123 241H122V242H123ZM44 242H43V243H44ZM53 242H54V240H53ZM61 242H62V243H61ZM129 242H130V241H129ZM137 242H138V241H137ZM159 242H160V241L158 240V242H156V244L159 243ZM171 242H174V241H171ZM171 242H170V243H171ZM176 242H178V241H176ZM85 243H86V240H85ZM95 243H96V242H95ZM143 243H144V242H143ZM145 243H146V242H145ZM160 243H161V242H160ZM168 243H169V242H168ZM168 243H167V244H168ZM174 243H175V242H174ZM174 243H172V245H173ZM181 243L178 244V245H180L182 248H183V247L186 248L185 246H186L187 244H183V243H185V241H184L182 244H181ZM187 243H188V242H187ZM190 243L192 244L191 241H190ZM190 243H189V246L192 247V245H191ZM194 243H196V242H194ZM194 243H193V244H194ZM199 243H200V242H199ZM35 244H36V243H35ZM37 244H38V243H37ZM37 244H36L35 246H37V248H39L41 245L38 246ZM74 244H75V243H74ZM115 244H116V243H115ZM115 244H114V245H115ZM121 244H122V243H121ZM156 244H155V245H156ZM165 244H166V243H165ZM205 244H206V243H205ZM205 244L203 243V245H205ZM75 245H76V244H75ZM75 245H74V246H75ZM81 245H82V244H81ZM101 245H102V244H101ZM153 245H154V244H153ZM162 245H163V244H162ZM172 245H171V246H172ZM182 245H183V246H182ZM184 245H185V246H184ZM194 245H196V244H194ZM3 246H4V245H3ZM76 246H77V245H76ZM76 246L74 247V249H76ZM86 246H88V244H87ZM93 246L97 247V246L94 244V242H93ZM93 246H92V247H93ZM115 246H116V245H115ZM146 246L150 247V246H152V245H149V243H148V245L146 244ZM169 246H170V245H169ZM169 246L166 245V247L163 246V248H167V247H168L169 250H170L171 248H170ZM189 246H188V247H189ZM206 246H207V245H205V248H206ZM210 246H211V245H210ZM78 247H79V246H78ZM78 247H77V248H78ZM89 247H91V246H89ZM89 247H88V248H89ZM92 247H91V249H92ZM131 247H132V246H131ZM138 247L140 248V245H138ZM138 247H134V248L132 247V248H133L134 250H136V249L138 250V249H139ZM144 247H145V245L142 246V249H143ZM178 247H179V246H178ZM181 247H180V248H181ZM188 247H187L186 250H188ZM40 248H41V247H40ZM135 248H136V249H135ZM163 248H161V249H163ZM205 248H204L203 250H208V249H209L208 246H207L208 249H207V248L205 249ZM225 248H226V247H225ZM0 249H2V248H0ZM84 249H85V247H84ZM91 249H88V250H91ZM97 249H98V248H97ZM97 249H96V250H97ZM129 249H130V251L132 250L130 247H129ZM140 249H141V248H140ZM148 249H149V248H148ZM150 249H151V248H150ZM150 249H149V250H150ZM154 249H155V247H154ZM172 249H173V248H172ZM3 250H4V249H3ZM93 250H94V249H93ZM163 250H164V249H163ZM167 250H168V249H167ZM181 250H183V252L186 251L185 249H180V251H181ZM199 250H200V249H199ZM199 250H198V251H199ZM203 250L201 249V251H203ZM210 250H211V249H210ZM40 251H42L43 253H42V252L40 253ZM71 251H73V250L71 249ZM71 251H70V252H71ZM74 251H76V250H74ZM85 251H86V250H85ZM94 251H95V250H94ZM98 251H99V249H98ZM124 251H125V250H124ZM157 251H158V253H157L158 255H157L156 253H154V254H156L155 256H156V257L158 256V257H157V258H155V256L153 257V258H155L154 260H156V261H154V264H155L156 262H157V264H158V262L164 260L163 258L166 256V253H165L164 256H163V258L161 259V257H160L161 255H159L160 250H157ZM157 251H156V252H157ZM176 251H177V253H174L175 256H176V254H179V253H180V252H178V251H179L178 248H177ZM191 251H192V250H191ZM191 251H190V252H191ZM252 251H253V250H252ZM58 252H59V253H58ZM63 252H64V251H63ZM82 252H83V251H82ZM87 252H89V251H87ZM173 252H174V251H173ZM199 252H200V251H199ZM207 252L210 254L211 251H207ZM212 252H213V249H212ZM212 252H211V253H212ZM257 252H258V251H257ZM257 252H256V254H257ZM71 253H73V252H71ZM77 253H78V252H77ZM83 253H84V252H83ZM94 253H95V252H94ZM126 253H127V251H126ZM140 253H141V252H140ZM151 253H152V252H151ZM161 253H162V250H161ZM163 253H164V252H163ZM195 253H196V250H195ZM203 253L206 254L205 251H203ZM203 253H199V254L201 255V254H203ZM214 253H216V251H214ZM217 253H218V252H217ZM217 253H216V254H217ZM79 254H80V253H79ZM86 254H88V253H86ZM95 254H96V253H95ZM95 254H94V255H95ZM97 254H98V253H97ZM122 254H124V252H122ZM135 254H136V253H135ZM142 254H143V253H142ZM174 254H172V255H174ZM180 254H181V253H180ZM197 254H198V253H197ZM197 254H196V256H199V255H197ZM209 254H206V255H209ZM216 254H213V253H212V255H215V256H216ZM256 254H255V257H258V256H256ZM80 255H81V254H80ZM82 255H83V254H82ZM84 255H85V254H84ZM94 255H93V256H94ZM98 255H101V254H98ZM114 255H115V254H114ZM116 255H117V254H116ZM133 255H134V254H133ZM133 255H132V256H133ZM190 255H192V254H189V256H190ZM257 255H259V253H258ZM67 256H68V255H66V257H67ZM73 256H74V255H73ZM73 256H72V257H73ZM76 256H77V255H76ZM78 256H79V255H78ZM86 256H87V255H86ZM89 256H90V255H89ZM95 256H97V255H95ZM112 256H113V255H112ZM118 256H119V255H118ZM123 256H124V255H123ZM132 256H129V257H132ZM177 256H178V255H177ZM192 256H193V255H192ZM196 256H195V257H196ZM220 256H221V255H220ZM91 257H92V256H91ZM91 257H89V259H92V260L94 261V257H93V258H91ZM116 257H117V256H115V259H114V258H109V262H107V263H110L111 260H117ZM134 257H135V256H134ZM137 257H139V256L137 255ZM170 257H171V256H170ZM187 257H188V256H187ZM203 257H204V256H203ZM203 257H201V258H203ZM206 257H207V256H206ZM206 257H205V258H206ZM208 257H209V259H208L209 261H208L207 259H206L207 261H206V260H205V261H206V262H209V264H211V263H210V262H211V261H210V258H211L210 255H209ZM213 257H214V256H213ZM213 257H212V258H213ZM248 257H249V256H248ZM253 257H254V256H252V258H253ZM76 258H77V260H78L77 263H76V262H75V263L70 262V263H71V264H72V263H73V264H85V263L89 260V259L87 260V258L85 259V256L82 257V258H80V257H79V258L76 257ZM76 258H75V259H76ZM96 258H97V257H96ZM98 258H99V260H98ZM98 258L95 259V260H98V264H104V262L106 261V260L103 259V256H102V257H101V256H100V257L98 256ZM121 258H122V257H121ZM148 258H149V257H147V258L145 259V261H146ZM171 258H173V256H172ZM189 258H190V257H189ZM197 258H198V257H197ZM205 258H204V259H205ZM229 258H228V259H229ZM249 258H251V257H249ZM69 259H70V258H69ZM69 259H64V260H69ZM71 259H72V258H71ZM191 259H193V258L191 257ZM191 259H190V261H191ZM204 259H203V260H204ZM253 259H255L256 261H258V262L260 263V261H259V257H258V259H257V258H253ZM261 259H262V258H261ZM77 260H76V261H77ZM121 260H122V259H121ZM137 260H138V259H137ZM149 260H150V259H149ZM151 260H152V259H151ZM174 260H177V259L174 258ZM247 260H248V259H247ZM262 260H263V259H262ZM93 261L90 262V264H91V263H92V264L95 263V261H94V262H93ZM129 261H130V260H129ZM141 261H142V260H141ZM147 261H148V260H147ZM147 261H146L145 263H147ZM205 261H204V262H205ZM214 261H215V259H214ZM219 261H218V262H219ZM124 262H125V261H124ZM126 262H127V261H126ZM126 262H125V264H129V263H130V262H129V263H128V262L126 263ZM134 262H135V261H134ZM138 262H139V261H138ZM169 262H170V263L172 262V264L174 263V262H173V259H172L171 261H169ZM169 262H168V263H169ZM228 262H229V261H228ZM70 263H68V262L64 263V262H63V264H70ZM88 263H89V262H87V264H88ZM105 263H106V262H105ZM113 263H114V261H113ZM135 263H136V262H135ZM143 263H144V261H143ZM145 263H144V264H145ZM175 263H176V262H175ZM175 263H174V264H175ZM212 263H213V259H212ZM216 263H217V262H216ZM247 263H248V261H247ZM110 264H111V263H110ZM114 264H115V263H114ZM121 264H122V263H121ZM123 264H124V263H123ZM130 264H131V263H130ZM137 264H138V263H137ZM141 264H142V262H141ZM147 264H149V263H147ZM150 264H151V263H150ZM214 264H215V262H214ZM217 264H218V263H217ZM257 264H258V263H257ZM261 264H264V261H263Z\"/></svg>",
	"mask_w": 264,
	"mask_h": 264
}]
</instances>
